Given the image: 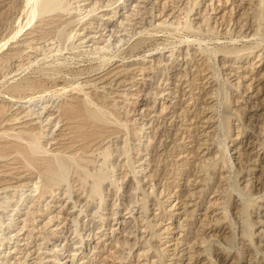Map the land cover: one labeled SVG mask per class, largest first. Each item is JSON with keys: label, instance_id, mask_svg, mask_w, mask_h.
I'll return each mask as SVG.
<instances>
[{"label": "rangeland", "instance_id": "1", "mask_svg": "<svg viewBox=\"0 0 264 264\" xmlns=\"http://www.w3.org/2000/svg\"><path fill=\"white\" fill-rule=\"evenodd\" d=\"M23 1H24V3H22V5H21V2H23ZM70 1H71V3H70ZM70 1H69L70 9L67 11V13H66V11H63V12L61 11L62 12L61 13L62 14V24L56 26L57 29L55 27H53L54 29L52 28L51 32L52 33L55 32V34L54 33L53 34L56 36H54L51 33L47 37L45 36L43 38L41 35H35L34 37L29 38V35L27 34V30L30 27H26V28L22 29L23 31L21 30L22 32L20 31L19 33H17L18 35L16 34L14 36L15 37V39H14V37H11V35L17 29L16 26H18L20 24V22L22 23L25 20L24 19L25 17H22V15L25 16V14H24L25 11L23 8L25 5V0H22V1L21 0H0V44L3 45V47L0 46V55L4 54V52L6 53V51L9 52L10 50L12 51V50L18 49L17 50L19 52L18 54H20V52H21L20 56L16 54L17 56H15V55H13L14 57L10 56L12 58L8 57L7 58L8 60L4 61V63H3L4 65L2 64V66H5V67L1 66L2 68H0V74H1L0 75V103H5L6 105L9 106V111H8L9 114H13L16 111H17L16 114H21V113L23 114L24 112H22V110L27 111V109L29 110L31 107H33V108H31L32 109V113H31L32 116L28 115V116L24 117V120H26L27 122H30L31 124L33 123L32 125L41 124L43 126V128L46 132L44 131L45 134H43L44 136H43V138H41V142H42V145L47 144L46 146L44 145L45 146L44 148H46V150L47 149L53 150L55 147L54 143H55V139L58 136L57 132L59 133V130H60L61 124H62V123H60L61 121L58 118V110H57L58 104H59V102H61V100L67 98L68 95L70 93H72L71 91H72V86H74L73 85L74 83H75V85L80 84L83 87L84 91L90 90L88 93L91 92V93H96V94L100 95L101 93L105 92L104 96L107 97L109 102H112L114 109L116 108L114 110L115 117L117 118V120L119 122H121L122 128H124V127L125 128L124 129L121 128L120 129L121 132L119 131L117 134H115L117 137H115V135L109 136V137H107L108 139H105V141H103L102 144L105 143L104 146L106 145V147L108 148V152L110 151L109 152L110 154L108 155V157L103 158V161L106 163H103V161L101 160L102 159L101 157L103 155L100 154L97 150H96V152H95V150L91 152L93 158H90V159H91V161H93V160L94 161L91 162L92 164H89L90 165V168H88L89 170H91V171L95 170L96 169L95 167L98 168V167H100V165L102 167L104 165L103 168L107 172L112 170L111 173L108 172L107 176L108 175L109 176L107 177V179L103 183V187H102L104 190V191L102 190L103 203L101 204V206L99 205L100 207H98V204H99L98 198L99 197L93 198V197L89 196V194H87V193H89V187H88L89 182L88 181H86V182L83 181V183L79 182L78 180H81V179L75 173V176L77 177V179H76V177H74L73 171L68 172L69 176L67 175L65 178V180L66 179L67 180L66 181L64 180L63 183L61 182L56 187L54 186L53 189L50 191V193L48 192L47 195H44L45 197L38 195L39 194V193L37 194L38 191L34 190V188L31 187V185H33L32 181L34 180V177H35L34 182H36V180H38L36 174H34V176L31 175L33 177H31V176L27 177L26 181L29 182V184H30L29 187L28 186L20 187L19 185H15V184H20V183H18L20 181L17 180L16 178H11V177L9 178V182L11 184L10 186L5 187V188L0 186L1 187L0 188V190H1L0 191V200H1L0 201V216H1L0 217V226H1L0 230H3V231H0V234L2 233V235H0V237L4 236L7 238L6 239L4 237H1V239H0V241H1L0 242L1 243L0 244V253L2 254L4 252L2 255L0 254V264L1 263L2 264H9V263L10 264H18V263H20V264H39V262H40V264H122V263L123 264H136V263L138 264L140 261H141V263H139V264H143L144 262H145V264H153V262H154V264H157V263L161 264V262H162V264H164V263L165 264L166 263L167 264L168 263L169 264H213V263L214 264H218V263L219 264H264V129H263L264 128V87H263L264 85L261 86L262 84L259 82V80L262 79L264 76V73H263L264 72V14H263L264 13V10H263L264 9V0H263V7H262L263 8L262 9V16L263 17H261V20L259 21V23L261 22L260 24L258 22H256L254 19H252L253 18L252 17V11H250L254 7L252 5L256 4V2H255L256 0H212V1L210 0L211 2H209V0H199V1L198 0H190V1L189 0H171V1L170 0H165V1H163V0H123V1L122 0H116V1L111 0V2H109L110 0H106V1H104V0H76V1L70 0ZM84 1H86L85 2L86 4L84 3ZM96 1H98V2H96ZM250 1L251 2L253 1V3H251ZM81 2H82V4H85V5H82ZM254 2H255V4H254ZM164 4L166 5V6H164L165 8L163 7ZM187 4H189V5H187ZM1 5H3V6H1ZM192 5H194V6H192ZM197 5L200 8L199 7L197 8ZM143 6H145V7H143ZM248 6H252V7H248ZM242 7L244 10L242 9ZM191 8H192V10L194 8V10L192 11ZM214 8H217V10L214 11ZM248 8L249 9L251 8V9L249 10ZM171 9H174V10H171ZM186 9H187V11H186ZM228 9H230V10H228ZM72 10H73V12H72ZM92 10H94V11L92 12ZM188 10H189V12H188ZM20 11H21V13L22 12H24V13L20 14ZM83 11H84V13H83ZM88 11L91 13H89ZM248 11H250V12H248ZM77 12H78V14H77ZM87 12L89 15L87 14ZM184 12H186V13L184 14ZM230 13H231V15H230ZM83 14H87L88 16L83 15ZM73 15H74V17H73ZM82 15H83V18H81ZM182 15L184 16V19H183ZM186 15H187V17H186ZM204 15H205V17H203ZM188 16H189V18H188ZM237 16H238V18H237ZM161 18H162V21H161ZM174 18H176V19L178 18V19L176 20ZM202 18H207L208 23L205 24L206 22L203 21L204 19H202ZM262 18H263V20H262ZM73 19H75L74 22L77 25L74 22H72ZM185 19H186V22H185ZM236 19H237V21H236ZM15 20H17V21H15ZM65 20H67L66 25H64ZM18 21H20V22H18ZM176 21L180 22L179 26L177 25L178 23H175ZM14 22H16V23H14ZM68 22H70V23H68ZM171 22H173V23H171ZM187 22L189 24V27L190 26H192V27L187 28L185 26L187 24ZM242 22H244V24ZM89 23H90V27L87 26V25H89ZM168 24H170V25H168ZM239 24H241V25L239 26ZM72 25H73V27H72ZM204 25H206L207 28ZM209 25H210V27H209ZM76 26H77V28H76ZM200 26L202 29L200 28ZM12 27H14L13 32H12V30H13ZM58 27H60V31L65 29L64 32H62V33H64L67 40H66V38L65 39L61 38V40H64V41H61L60 37L57 38V36L59 35V34H57V33H59ZM117 27L119 30L118 29L116 30ZM152 27H154L155 29ZM184 27H185V29H183ZM193 27L196 30L193 29ZM11 28H12V30H10ZM126 28H128V29H126ZM147 28H149V29H147ZM208 28H212V29H208ZM141 29L143 31L145 29V31L143 32ZM9 31H10V33H9ZM252 31H253V33H252ZM77 32H79L80 34ZM193 32H195V33L193 34ZM73 33H76V34L73 35ZM112 33H114V35ZM145 33H146V35H145ZM67 34H68V36H67ZM70 34L72 35V37L69 36ZM86 34H88V35H86ZM137 34H139L138 35L139 37H142V38L145 37L146 39L144 38L145 40H143L142 38H139L137 36ZM250 34H251V36H250ZM75 35H76V38H75ZM50 36H52V37H50ZM121 36H122V38H121ZM107 37H108V40H107ZM54 38H55V40L58 39L60 42L58 40L55 42ZM2 39H4V40L2 41ZM21 39H23V40H21ZM27 39H31V41L33 42V44L31 42L32 46L30 48L26 47V42L29 41ZM49 39H51V40H49ZM98 39L99 40L102 39V40L99 41ZM135 39L138 40L137 43H136ZM140 39H142L144 42ZM46 40H48V41H46ZM53 40H54V42L51 43ZM104 40H106V42ZM44 41L46 42L45 45H44V43H45ZM57 42L59 44H56ZM62 42H64L65 45H63ZM70 42L72 45H75L77 47H73V46L71 47ZM76 42H79V43H76ZM99 42L103 46H105V45H107V46L102 48V46ZM140 42L141 43L143 42V43L140 44ZM93 43H94V45H93ZM46 45H49V46H46ZM56 45H57V47L62 45V47H58V49H57ZM79 45L82 47H80ZM130 45H131V47H130ZM19 46H22V47H19ZM36 46H39V47H36ZM64 46H66V50H64V48H65ZM98 46L99 47L101 46L100 48H102L101 50L104 52L99 50L100 48ZM140 46H142V47H140ZM184 46H185V48H184ZM43 47L44 48L48 47V48H45L47 51L44 50ZM106 47L108 49L109 48L110 49L108 50ZM227 47H229L228 49L230 50V53H228L229 55H227L225 53L226 54V56H225V54H223L224 52L222 53V51H223V49H227ZM260 47H262V48H260ZM36 48H39V49L36 50ZM221 48H222V50H221ZM32 49H34L35 52ZM41 49H42V51H41ZM85 49H87V51ZM235 49H237V51H235ZM24 51H25V53H24ZM38 51L40 53H38ZM84 51H86V52H84ZM198 51L203 52V53H200ZM232 52L234 55L232 54ZM26 53H28V54H26ZM34 53H38V54H36V56H35ZM103 53H105V54H103ZM45 54L48 55L49 57L46 56ZM101 54L103 56H105V57L102 56L104 59L100 58ZM261 54H263V55H261ZM169 56H171V57H169ZM224 56H225V58H224ZM37 57L39 59H36ZM94 57L95 58L97 57V58L95 59ZM107 57H110V59L109 58H108V60L105 59ZM41 58L44 60H41ZM23 59H24V61H23ZM28 59H30L31 62H29ZM101 59L104 60L105 63L104 62L101 63V61H102ZM27 60L29 63L27 62ZM39 60H40V62H38ZM106 61H108V62H106ZM195 61L197 62V64ZM226 61H227V63H226ZM19 62H21L20 65H19ZM42 62L44 63L45 66L43 64H40ZM210 62H212V63H210ZM26 63H28V64H26ZM100 63H101V66H100ZM116 63H118V64H116ZM115 64L119 65L120 67H123L124 69L125 68L128 69L129 72H127L126 75L121 77L120 79H116L115 81H114V79H112V81L110 80L109 83H111L112 85L108 83V80L106 81V84H107L106 85L105 81H101V80L97 81V79H95L99 74L102 75L103 73L107 72L110 69V66H111V68L114 67ZM205 64H206V66H205ZM17 65H18V67H17ZM195 65L199 66L200 71H199L198 79H193V80H195V82L197 80V87L198 88L196 87V90L191 93V94L196 93L194 105L191 106L190 104H188L190 102V100H189L190 93L187 91L188 88H186L187 86L185 87V85H187V83H188L186 81L192 80L190 78H192L191 76H194V75H191V73L195 70V67H196ZM200 65H201V67H200ZM53 66H54L55 70H54ZM142 66H143V68H141ZM42 67H43V69L45 68L44 70H46V69L47 70L44 71L42 69ZM91 67H92V69H91ZM106 67H107V70L105 71ZM145 67H148V68H145ZM51 69H53V71ZM211 69H212V71H211ZM1 70L3 73L1 72ZM89 70L90 71L93 70V71L90 72ZM140 70H141V72H140ZM153 71H154V73H153ZM182 71H184L185 74ZM165 73H167V74H165ZM178 73H179V75H178ZM261 73H262V75H261ZM79 74H81V75L79 76ZM175 75L176 76L178 75V77H176ZM129 76H130V79H127ZM187 77H189V78H187ZM256 77H258V78H256ZM186 78H187V80H186ZM88 79L89 80L91 79L92 82H90V83H92V86L95 85L96 87L95 86L91 87L90 85H88V83H85L87 85L83 86L84 85L83 83L87 82ZM121 79H122V81H121ZM226 80L229 82H227ZM95 81H97V82H95ZM100 81H101V83H100ZM117 81H119V82L116 83ZM216 82H218V83H216ZM228 83H229V86H228ZM235 83H237V84L239 83V84L237 85ZM16 84H20L21 85L20 87H22V89L19 87L18 92L17 91H14V93L9 92V91H11L9 89ZM183 84H185V85H183ZM220 85H222L223 88H221L222 86H220ZM224 85H225V87H224ZM235 85H236V87H235ZM16 86H19V85H16ZM257 88L258 89L260 88V89L258 90ZM58 89H59V91H64L65 89H68V90H65L66 91L65 95H61L59 97L58 96L59 94L56 95L57 93H59ZM176 89H178V91ZM224 89H227V90L225 91ZM95 90H97V91H95ZM217 90H219L220 92ZM56 91H57V93H56ZM207 91L209 92V94ZM15 92H17V93H15ZM146 92H148V93H146ZM153 92H155V93H153ZM176 92H177V94H176ZM42 93L43 94L48 93L52 97V99L49 96L48 98H46L47 99L46 101L40 102V103L36 102L35 100H34V102H33V100L30 101V103L27 101L31 97L36 98L37 95H40ZM158 93H159V95H158ZM225 93H228V94H226L227 96L225 95ZM145 94H146V96H145ZM216 94H217V96H219V98H217ZM223 94L226 97L225 96L223 97L222 96ZM101 95H103V94H101ZM205 95H207V96H205ZM53 96H54V98L57 97V98H55L56 100L53 98ZM26 97H28V98H26ZM58 97L61 99L59 100ZM222 99H223V101H222ZM226 99H227V101H226ZM2 100H3V102H2ZM57 100H59V102ZM110 100H113L114 102L110 101ZM224 100H225V102H224ZM25 101H27V102H25ZM218 101H220V102L222 101V102L219 103ZM44 103L46 104V106L44 105ZM117 103H119V104H117ZM225 103H227L228 105H224ZM206 105L207 106L209 105L208 106L209 108ZM118 106H120V107H118ZM179 106H181V107H179ZM187 106H189V107H187ZM214 106H216L217 109ZM41 107H43V108H41ZM54 107H57V108H54ZM220 107L226 108V110L228 109L229 112L225 111V109L219 110L218 108H220ZM14 108H16V109L18 108V109L15 110ZM127 108H129V109H127ZM47 109H48V111H47ZM11 110H13V111L11 112ZM40 110H41V112L42 111L43 112L41 113ZM123 110H125L127 112H125ZM116 111H117V113H116ZM159 111H161V112H159ZM118 112L120 114L121 113L122 114L120 115ZM33 113H34V115H33ZM54 113H57V114H54ZM196 113L198 115H196ZM223 113H227V114L224 115ZM228 113L229 114L231 113L232 116H231V114L228 116ZM52 114H54V115L51 116ZM239 114H240V116H239ZM35 115L37 116V118L39 116L40 119H37ZM162 115H164V116H162ZM166 115H168V116H166ZM213 115H214V117H213ZM193 116H194V118H193ZM206 116H207V118H206ZM225 116H226V118H225ZM217 117H218V120L216 119ZM222 117L225 119H223ZM227 117H229L228 119H230V120H228ZM54 118H56V120ZM188 118H189V120H188ZM205 118H206V120H205ZM124 119L125 120L127 119V121L125 122ZM226 119L228 120L227 121L228 124H227V122L222 121V120H226ZM35 120L37 123L35 122ZM44 120L45 121L47 120L46 123H48V124H46ZM51 120H52V122L54 121L53 122L54 124L51 122ZM186 120H187V122H186ZM190 120H192L193 122ZM50 122L52 125L50 124ZM224 122L227 125L223 124ZM57 123H59L60 125ZM125 123H128V124H125ZM247 123H249V125H251V126H248L249 128L252 127L251 129H248V127L246 126V125H248ZM188 124L191 125L190 133L188 131H185V125H186V127L190 128V126ZM222 124L224 125L223 127H222ZM19 125H21V124H16V126H19ZM53 125H56L57 127H55ZM126 125H127V127H126ZM225 125L227 126V129H231V130H229L230 132L225 128ZM216 126H218V127H216ZM53 127H54V129H53ZM127 128L128 129L130 128L131 130L133 129L132 130L133 132L129 131ZM176 128H177V130H176ZM49 129L50 130L52 129V132ZM244 129H245V131H244ZM56 130H58V131H56ZM122 130L125 131V132L123 131L125 135H127V134L128 135L125 136L124 134H121V133H123ZM126 130H128V131L126 132ZM212 130H214V131H212ZM216 130L220 133H218ZM225 130L229 132L228 135H227ZM134 131H136V132H134ZM128 132H130V133H128ZM211 132H213V133H211ZM214 132L216 133V135L217 134L218 135L216 136ZM221 132H225L224 133L225 135L222 134ZM50 133H51V135H50ZM198 133L200 134L199 136H198ZM46 134H48V135H46ZM151 134H152V136H151ZM176 134H178L179 136ZM209 134H210V136L212 134H214L212 136V138L214 136H215V138L212 139L209 136ZM118 135L120 136L119 138H118ZM142 135H144V136H142ZM174 135H176V136H174ZM247 135L251 136V138H252L251 140H252L253 144L251 142L247 141V139H246ZM255 135H258V136H255ZM177 136H178V138H177ZM188 136H190L191 139ZM226 136H227V138H226ZM111 137H113V138H111ZM151 137H152V139H151ZM179 138H181V139H179ZM44 139L45 140L52 139V141L50 140V142L52 144L49 141H48V143H46L47 141H45ZM138 139H140V140H138ZM176 140L180 142L182 150L185 148L190 149L191 156L190 155L187 156V163L183 164L184 166L180 165V164L182 163V160H184L183 158L186 156L185 155L186 152L184 154V152L182 151L181 155H179L176 158H173V156L171 155L172 154V148H173L172 146L175 145ZM215 140H218V142ZM125 141L127 143H125ZM212 141H214V142H212ZM200 142L202 145L200 144ZM216 142L218 145L216 144ZM221 143L223 144L222 146H221ZM50 144H51V146H50ZM125 144H127L128 146ZM121 146H122V148H118ZM129 146H130L131 152L128 151L129 149H127V147H129ZM147 146H148V148H147ZM110 148H111V150H110ZM124 149H125V152H124ZM156 149H157V151H156ZM245 149H247L246 153L248 152V154L245 153V155L244 154L241 155V153H244L243 151H245ZM122 151H123V153H122ZM147 151H148V153H147ZM170 152H171V154H170ZM214 153H216V154H214ZM96 154L99 155L100 157L98 156L95 158ZM157 154H158V156L156 157ZM199 154H200V156H199ZM217 154L220 156H218ZM159 155H160L161 159H160ZM214 156H216V157H214ZM90 157H91V155H90ZM128 157H129V159H128ZM218 157H219L218 160L215 159ZM130 158H131V161H130ZM171 159H172V161H171ZM173 159H174V162H173ZM225 159H227V160L225 161ZM177 160H179V161H177ZM202 160H204V161L207 160V161L204 162ZM215 160L217 162H214ZM223 160H224V162H223ZM111 161H112V165H110ZM114 161L116 162L117 166H116ZM129 161H130V163H129ZM163 161H165V162H163ZM95 162H97V163H95ZM99 162H100V164H98ZM169 162H173L175 164L171 165V164H169ZM212 162L215 165L214 164L211 165ZM221 162L223 163L224 167H222L223 165ZM131 163H134V164H131ZM178 163H180V164H178ZM193 163H195V164H193ZM202 163L210 164V165H208L209 167L208 166L204 167V168H206L205 170H207L208 173L205 170H202V172L204 171L203 173L200 172L201 169L199 167L202 165ZM108 164L111 167L107 166ZM127 164H129L131 166H129ZM196 164L198 165L197 167H196ZM228 164H230V165H228ZM113 165H115V166H113ZM175 165L179 166L178 170L179 169L183 170L182 174L180 176H178L179 178L178 177L174 178V179H176V181H178L180 186L175 187L174 185H172L167 190V191H170L172 195H171V198L169 199V201H166L167 202L166 204H171L173 206H171V209H169L170 207L167 205L165 207V210H167L165 212V215L162 217V220H158L157 217H158L161 210H160V208H158L154 204L152 199H159L161 201L164 199V194L166 193V190L164 189V184L167 183V181L169 182V179L166 180L163 175H165V173L167 176L174 175L173 172L175 171ZM140 166H142V167H140ZM170 166L172 167L173 172L171 171ZM211 166L212 167L214 166V167L212 168ZM93 167H94V169H93ZM115 167H116V170H115ZM120 167H122V168H120ZM167 167H168V169H167ZM194 167H196V170ZM225 167H227V168H225ZM128 168H129V170H130V168H132L131 169L132 172L130 171V173H129ZM185 168H186V170H185ZM187 168L189 169V171L187 170ZM209 168H212V169H209ZM228 168H230V169L228 170ZM162 169H163V171H162ZM155 170H157V172ZM178 170H176V171H178ZM152 172H153V174L155 173L154 177H152V175H153ZM184 172H185V174H184ZM195 172H197V174ZM228 172L230 174H228ZM231 172H233V173H231ZM149 173L151 174V176ZM160 173H161V176L163 177V179L160 176ZM234 173L237 176H235ZM125 174H127V175H125ZM208 174H210L209 176H211V177H209L211 181L208 179L209 180L208 181L209 186L208 187L206 185H205V187L203 186L205 193L203 192L204 194L202 193L200 195L201 196L200 199L199 198L195 199L198 202L197 206H196L197 209L195 208V213L193 215L194 218L190 219V221H191L190 224H187L185 222L188 220L184 218V208L182 207L181 199H185L186 201H189L191 203V201H194L193 198L195 196L193 197V195H192L193 198L190 197V195L188 197L186 196L188 199H189V197L191 198L188 200L186 197L184 198V196L182 194L184 193V191H185L184 194H186V193L190 194L192 191H193V193L195 191H197L200 188L199 177L200 178L203 176L208 177V176H205ZM70 175H72V176H70ZM112 175L117 177L118 182L116 181V177H114ZM122 175H125V176L121 177ZM175 175L177 176L178 174H175ZM224 175H226V176H224ZM229 176H231V177H229ZM232 176H234V178L236 179V182H238V183H236L234 181L235 182V184H234L233 181H229V180H231ZM69 177H71V178H69ZM112 177L115 179L114 181H113ZM120 177L123 179L121 180ZM133 178H135V179H133ZM138 178H140V179L145 178V179L139 180ZM194 178L198 181L197 183H196V181H194V182L192 181ZM70 179H72V180L70 181ZM136 179H137V182L135 181ZM227 179H228V181H227ZM138 180H139V183H138ZM232 180H234V179L232 178ZM119 182H121V183H119ZM110 183H111V185H110ZM193 183H195V184H193ZM79 184H80V186H78ZM155 184H156V186H155ZM187 184H189V185H187ZM229 184H231L232 187ZM236 184H238V187ZM70 185L72 188L70 187ZM85 185H86V187H84ZM63 186H64V188H63ZM65 186L67 189H65ZM152 186H154V187H152ZM161 186H163V187H161ZM233 186H235V187H233ZM9 187H11V188H9ZM142 187H143V189H141ZM21 188L24 190L21 191ZM29 188H31V189H29ZM128 188H130V189H128ZM186 188H189V190ZM232 188H233V190H232ZM154 189H156V190L154 191ZM18 190H20V191H18ZM55 190H58L57 193ZM85 190H87L88 192L86 191V193H84ZM143 190H144V192H143ZM149 190H150V193L153 195V197L151 194L149 195V192H148ZM240 190H241V192H240ZM34 192H36V193H34ZM67 192H70V193H67ZM155 192H156V194H155ZM23 193H24V195H23ZM236 193H238V194H236ZM50 194H51V196H50ZM154 194H155V196H154ZM242 194L245 195L246 197L245 196H244V198L240 197V196H242ZM21 195H22V197H21ZM35 195H36V198H35ZM87 195L89 196V198ZM18 196H19V198H18ZM142 196H144L143 199H142ZM11 197H12V199H11ZM49 197H51V198H49ZM3 199H4V201H3ZM40 199H41V201H40ZM88 199H89V201H88ZM241 199H242V202H241ZM7 200H8V202H7ZM143 200H145V201H143ZM227 200H229V201H227ZM250 200H251V203L253 202L252 205L253 204L254 205L253 206L249 205V207L244 206L245 204L247 205V203H249L248 201H250ZM39 201H40V203H39ZM245 201L247 203H244ZM96 202H97V204H96ZM141 202L144 204L141 205ZM128 203H129V205H128ZM190 203H189L190 207L187 206L189 208H191V204L193 202L191 204ZM6 204H8V206H6ZM13 204H15V205H13ZM103 204H104V206H103ZM145 204L147 205L146 208L147 209L149 208L145 212V215L147 214L146 216H144V212L142 210V208ZM221 206L224 207L225 210H226V207L227 208L229 207L228 208L229 210L228 209H227L228 211L226 210L227 216H228L227 218L222 217L223 208L221 209ZM17 207L20 210H18ZM244 208L249 209L248 211L246 209H245L246 211H243V212H247L246 217H245V215H243L245 213L242 212V210H244ZM2 209H3V211H2ZM31 209L33 212L31 211ZM33 209L37 212L39 211L40 214L36 213ZM96 209H98V211ZM168 209L172 210V212H173V215L171 217L169 215ZM43 210H45V212H43ZM28 211H30V212H28ZM79 211H80V213H78ZM241 212H242V214H241ZM34 213H36V214H34ZM96 214H98V215H96ZM29 215H33V219H32V216H29ZM34 216H36V217L34 218ZM152 216H153V218H152ZM26 217H28V218H26ZM139 217H140V219H138ZM142 217L147 218V219H144ZM169 217H170V219H169ZM240 217L244 218V220H241ZM11 218L14 220H12ZM71 218H72V220H70ZM141 218L143 221L141 220ZM154 218L156 221L154 220ZM15 219H16V221H15ZM29 219H30L31 223L29 222ZM34 219H36V220H34ZM73 219H74V221H73ZM6 220L10 223L9 225H7L8 222ZM23 220H24V222H23ZM26 220L28 221L27 222L28 224L26 223ZM47 220H48V222L49 221L50 222L47 223ZM33 221L35 224L33 223ZM158 221L161 225L158 223V225L156 224V226H155L154 222L157 223ZM144 222H146V225L149 222H150V224L153 223L152 226L154 225L155 227L151 226V229H148L150 224L148 225V228H147V226L144 225ZM214 222H216V223H214ZM183 223H185V224L183 225ZM245 223H247V224H245ZM24 224H25V226H24ZM40 224H42V226ZM165 224H166V226L170 225V227H172V226L173 227H172V229H170V233H167L166 235L164 234L165 236L163 235L162 242L167 241V244L164 245V243L161 244L162 242L157 240V236L155 234L158 233L157 231H159V229L162 230V228H164L163 225L165 226ZM244 224L246 225L245 227L243 226ZM204 225H206V226H204ZM247 225H248V227H247ZM19 226L23 227V228H20ZM110 227H112V229ZM143 227H145V228L143 229ZM50 228H51V230H50ZM68 228H69V230H68ZM152 228H153V230H152ZM246 228H248V229H246ZM250 228H251V230H250ZM145 229H146V231H145ZM154 229H156L157 231ZM52 231H54V232H52ZM127 231L128 232L130 231V232L128 233ZM144 231H145V233H144ZM75 232H77V233H75ZM195 232H197V233H195ZM29 233H30V235H29ZM31 233H33V234H31ZM130 233H131V235H127ZM147 233H149V234H147ZM230 233H231V235H230ZM247 233H248V235H247ZM7 234H8V236H7ZM152 234H153V236H152ZM200 234H201V236L203 235L204 238L207 237L209 239L208 240L206 238L208 242H206V239L201 237ZM9 235L11 237H9ZM244 235L246 236V239H245ZM250 235H252V236L250 237ZM195 236H197L196 240L194 239ZM208 236H210V237H208ZM229 236H231L232 238ZM99 238H101V239H99ZM171 238H173V239H171ZM202 238H203V240H205L204 242H206V244L204 243L205 244L204 245L203 243H201L200 246L202 245L203 247H205L206 252H208L209 250H211V251H209V253H206L205 251L203 253V251H202V254L200 253L199 254L200 256H199L198 254L196 255L195 250L199 246V245L197 246V243L201 242L198 239L202 240ZM249 238H251V240ZM138 239H140V240H138ZM181 239H182V242L178 245V247L179 246L180 247L179 248L177 247L178 249L175 250V255H171L172 247H174L177 240L179 241ZM132 240H135V241L133 242ZM147 240H148V242H147ZM203 240H202V242H203ZM131 241H132V243H131ZM190 241H192L193 243L192 242L190 243ZM198 241H200V242H198ZM146 242L148 243L147 246L145 245ZM150 242H151V244H150ZM168 242H169V244H168ZM187 242H189V245ZM78 243H80V244H78ZM184 244H187V245H184ZM254 244L257 247H255ZM36 245L37 246L39 245V246L37 247ZM151 246L152 247L155 246L154 247L155 249H152ZM158 246L160 248L166 247L165 249L167 250V252L164 253V255H161L159 253L160 250H159ZM50 247L52 249H50ZM148 247H149L148 250L150 252L148 250H145ZM217 247H218V249L220 248L224 253L228 252V254H229L227 259L224 261V263L217 258V251L220 250L219 249V250L215 251L217 249ZM224 247H225V249H224ZM191 248H192V250H191ZM201 248L202 247H200V249H198V250L200 251ZM227 248H228V250H227ZM141 249H143V250H141ZM180 250H182L184 253ZM111 251L113 252L112 253L113 255H111L110 256L111 258H109V256L107 257L106 255H109L110 253H108V252H111ZM151 251H153V252H151ZM193 251H194V253H193ZM143 252H145V255L142 254ZM177 253H179V254H177ZM235 253H238L239 255L235 254ZM7 255H9V256H7ZM181 255H183V256H181ZM192 255H193V257H192ZM158 256L159 257L161 256L164 260L159 259ZM207 256H209V257L207 258ZM224 256H225V254L223 255V257ZM38 257H40V258H38ZM154 257H155V259H154ZM215 257H216V260L214 261ZM3 258H5V259H3ZM22 258H24V259H22ZM144 258L147 260L145 261ZM148 259H149V261H148ZM169 259H170L171 263L168 262ZM35 260L38 262H35ZM57 260H59V261H57ZM85 260H88V261H85ZM158 261H160V263Z\"/></svg>", "mask_w": 264, "mask_h": 264}, {"label": "bare ground", "instance_id": "2", "mask_svg": "<svg viewBox=\"0 0 264 264\" xmlns=\"http://www.w3.org/2000/svg\"><path fill=\"white\" fill-rule=\"evenodd\" d=\"M22 1V0H21ZM70 1V0H69ZM69 1L68 0H25V5H24V11H25V13L24 12H22V13H24L25 14V16H23L22 15V17H25L24 19V22H20V21H18V22H20V24L18 25V26H16V30L14 31V27H12L13 28V30H12V28L10 29V30H12V32L14 31V33L11 35V37H14L17 33H19L23 28H26V27H30L28 30H27V34L29 35V38H31V37H34L35 35H41L42 36V38L43 37H47L48 35H50L52 32V28L53 27H55L56 28V26H58V25H60V24H62V12L63 11H66V13H67V11L70 9V3H71V1H70V3H69ZM76 1V0H75ZM104 1H106V0H104ZM116 1V0H115ZM123 1V0H122ZM163 1H165V0H163ZM171 1V0H170ZM190 1V0H189ZM188 1V2H189ZM199 1V0H198ZM212 1V0H211ZM210 0H209V2H211ZM86 1H84V3H85ZM96 2H98V1H96ZM109 2H111V0L109 1ZM114 2V1H113ZM152 2V1H151ZM179 2V1H178ZM186 2V1H185ZM194 2V1H193ZM217 2V1H216ZM224 2V1H223ZM226 2V1H225ZM231 2V1H230ZM251 2V1H250ZM255 2H256V4H255ZM254 2V4L255 5H252V6H254L253 7V9H249L250 11H252V19H254L256 22H258L259 23V21L261 20V17H263L262 16V7H263V0H256ZM3 3V2H2ZM22 3H24V1L23 2H21V5H22ZM79 3V2H78ZM92 3V2H91ZM163 3V2H162ZM161 3V4H162ZM166 3V2H165ZM184 3V2H183ZM213 3V2H212ZM251 3H253V1L251 2ZM81 4H82V2H81ZM86 4V3H85ZM85 4H82V5H85ZM104 4V3H103ZM110 4V3H109ZM116 4V3H115ZM137 4V3H136ZM135 4V5H136ZM176 4V3H175ZM192 4V3H191ZM194 4V3H193ZM196 4V3H195ZM72 5V4H71ZM94 5V4H93ZM107 5V4H106ZM124 5V4H123ZM187 5H189V4H187ZM206 5V4H205ZM212 5V4H211ZM215 5V4H214ZM232 5V4H231ZM251 5V4H250ZM1 6H3V5H1ZM20 6V5H19ZM91 6V5H90ZM89 6V7H90ZM112 6V5H111ZM116 6V5H115ZM120 6V5H119ZM164 6H166L165 4L163 5V7ZM182 6V5H181ZM185 6V5H184ZM192 6H194V5H192ZM191 6V7H192ZM196 6V5H195ZM244 6V5H243ZM252 6H248V7H252ZM72 7V6H71ZM74 7V6H73ZM94 7V6H93ZM109 7V6H108ZM135 7V6H134ZM143 7H145V6H143ZM175 7V6H174ZM199 6L197 5V8H198ZM212 7V6H211ZM20 8V7H19ZM81 8V7H80ZM85 8V7H84ZM161 8V7H160ZM165 8V7H164ZM188 8V7H187ZM196 8V7H195ZM200 8V7H199ZM204 8V7H203ZM224 8V7H223ZM232 8V7H231ZM245 8V7H244ZM86 9V8H85ZM137 9V8H136ZM149 9V8H148ZM162 9V8H161ZM242 9H243V7H242ZM21 10V9H20ZM81 10V9H80ZM83 10V9H82ZM90 10V9H89ZM132 10V9H131ZM142 10V9H141ZM171 10H174V9H171ZM191 10H192V8H191ZM193 10H194V8H193ZM192 10V11H193ZM217 10V8H214V11H216ZM228 10H230V9H228ZM244 10V9H243ZM242 10V11H243ZM264 10V9H263ZM62 11V12H61ZM77 11V10H76ZM87 11V10H86ZM85 11V12H86ZM94 10H92V12H93ZM135 11V10H134ZM160 11V10H159ZM185 11V10H184ZM186 11H187V9H186ZM211 11V10H210ZM225 11V10H224ZM250 11H248V12H250ZM72 12H73V10H72ZM89 12V11H88ZM88 12H87V14H88ZM101 12V11H100ZM117 12V11H116ZM147 12V11H146ZM161 12V11H160ZM159 12V13H160ZM172 12V11H171ZM188 12H189V10H188ZM209 12V11H208ZM19 13V12H18ZM21 13V11H20V14H22ZM65 13V12H64ZM82 13V12H81ZM83 13H84V11H83ZM89 13H91V12H89ZM139 13V12H138ZM142 13V12H141ZM157 13V12H156ZM169 13V12H168ZM186 12H184V14H185ZM202 13V12H201ZM225 13V12H224ZM223 13V14H224ZM229 13V12H228ZM227 13V14H228ZM77 14H78V12H77ZM87 14H83V15H87ZM131 14V13H130ZM164 14V13H163ZM183 14V15H184ZM213 14V13H212ZM264 14V13H263ZM17 15V14H16ZM83 15H82V17L81 18H83ZM89 15V14H88ZM87 15V16H88ZM105 15V14H104ZM116 15V14H115ZM139 15V14H138ZM147 15V14H146ZM153 15V14H152ZM157 15V14H156ZM182 15V16H183ZM203 15V14H202ZM209 15V14H208ZM230 15H231V13H230ZM248 15V14H247ZM67 16V15H66ZM81 16V15H80ZM124 16V15H123ZM126 16V15H125ZM129 16V15H128ZM168 16V15H167ZM199 16V15H198ZM210 16V15H209ZM218 16V15H217ZM240 16V15H239ZM251 16V15H250ZM18 17V16H17ZM72 17V16H71ZM73 17H74V15H73ZM90 17V16H89ZM102 17V16H101ZM133 17V16H132ZM186 17H187V15H186ZM203 17H205V15L203 16ZM16 18V17H15ZM20 18V17H19ZM77 18V17H76ZM80 18V19H81ZM95 18V17H94ZM114 18V17H113ZM124 18V17H123ZM143 18V17H142ZM188 18H189V16H188ZM187 18V19H188ZM210 18V17H209ZM213 18V17H212ZM224 18V17H223ZM237 18H238V16H237ZM247 18V17H246ZM18 19V18H17ZM78 19V18H77ZM166 19V18H165ZM174 19H176V18H174ZM178 19V18H177ZM176 19V20H177ZM182 19V18H181ZM183 19H184V16H183ZM192 19V18H191ZM202 19H204L203 21H205L206 23L205 24H207L208 23V21H207V18H202ZM230 19V18H229ZM71 20V19H70ZM74 20L75 19H73V21L72 22H74ZM82 20V19H81ZM94 20V19H93ZM144 20V19H143ZM149 20V19H148ZM164 20V19H163ZM247 20V19H246ZM262 20H263V18H262ZM15 21H17V20H15ZM151 21V20H150ZM161 21H162V18H161ZM183 21V20H182ZM191 21V20H190ZM194 21V20H193ZM202 21V22H203ZM236 21H237V19H236ZM66 22H67V20H65V24L64 25H66ZM71 22V23H72ZM82 22V21H81ZM93 22V21H92ZM128 22V21H127ZM156 22V21H155ZM160 22V21H159ZM170 22V21H169ZM184 22V21H183ZM182 22V23H183ZM185 22H186V19H185ZM192 22V21H191ZM199 22V21H198ZM197 22V23H198ZM201 22V23H202ZM230 22V21H229ZM255 22V23H256ZM14 23H16V22H14ZM68 23H70V22H68ZM67 23V24H68ZM75 23V22H74ZM73 23V24H74ZM87 23V22H86ZM95 23V22H94ZM168 23V22H167ZM171 23H173V22H171ZM170 23V24H171ZM175 23H178L177 25L179 26L180 24V22L178 21H176ZM193 23V22H192ZM213 23V22H212ZM238 23V22H237ZM243 24H244V22H242ZM261 23V22H260ZM259 23V24H260ZM76 24V23H75ZM88 24V23H87ZM86 24V25H87ZM151 24V23H150ZM159 24V23H158ZM163 24V23H162ZM170 24H168V25H170ZM199 24V23H198ZM225 24V23H224ZM28 25V26H27ZM69 25V24H68ZM77 25V24H76ZM164 25V24H163ZM162 25V26H163ZM167 25V24H166ZM165 25V26H166ZM184 25V24H183ZM192 25V24H191ZM200 25V24H199ZM241 24H239V26H240ZM255 25V24H254ZM70 26V25H69ZM75 26V25H74ZM87 26H89L90 27V23H89V25H87ZM187 28L189 27V24H188V22H187V24L185 25ZM196 26V25H195ZM194 26V27H195ZM205 27H206V25H204ZM228 26V25H227ZM257 26V25H256ZM261 26V25H260ZM61 27V26H60ZM60 27H58L59 28V33H57V34H59L58 36H57V38H59L60 37V40H61V38L62 39H65L66 38V36L64 35V33H62V32H64V30H62V31H60ZM64 27V26H63ZM71 27V26H70ZM72 27H73V25H72ZM99 27V26H98ZM135 27V26H134ZM143 27V26H142ZM177 27V26H176ZM190 27H192V26H190ZM189 27V28H190ZM193 27V29H195ZM203 27V26H202ZM209 27H210V25H209ZM215 27V26H214ZM242 27V26H241ZM240 27V28H241ZM245 27V26H244ZM259 27V26H258ZM65 28V27H64ZM69 28V27H68ZM76 28H77V26H76ZM131 28V27H130ZM146 28V27H145ZM152 28H154V27H152ZM160 28V27H159ZM163 28V27H162ZM171 28V27H170ZM169 28V29H170ZM173 28V27H172ZM182 28V27H181ZM186 28V29H187ZM200 28H201V26H200ZM207 28V27H206ZM251 28V27H250ZM255 28V27H254ZM54 29V28H53ZM57 29V28H56ZM63 29V28H62ZM67 29V28H66ZM70 29V28H69ZM107 29V28H106ZM105 29V30H106ZM118 29V27L116 28V30ZM122 29V28H121ZM124 29V28H123ZM126 29H128V28H126ZM147 29H149V28H147ZM155 29V28H154ZM183 29H185V27L183 28ZM202 29V28H201ZM200 29V30H201ZM208 29H212V28H208ZM220 29V28H219ZM80 30V29H79ZM82 30V29H81ZM111 30V29H110ZM119 30V29H118ZM142 30V29H141ZM159 30V29H158ZM190 30V29H189ZM196 30V29H195ZM194 30V31H195ZM199 30V29H198ZM207 30V29H206ZM227 30V29H226ZM240 30V29H239ZM251 30V29H250ZM23 31V30H22ZM21 31V32H22ZM25 31V30H24ZM57 31V30H56ZM67 31V30H66ZM71 31V30H70ZM69 31V32H70ZM143 31V30H142ZM144 31H145V29H144ZM143 31V32H144ZM148 31V30H147ZM193 31V30H192ZM191 31V32H192ZM205 31V30H204ZM231 31V30H230ZM26 32V31H25ZM131 32V31H130ZM139 32V31H138ZM149 32V31H148ZM209 32V31H208ZM228 32V31H227ZM255 32V31H254ZM9 33H10V31H9ZM54 34H55V32H53ZM52 33V34H53ZM71 33V32H70ZM77 33H79V32H77ZM100 33V32H99ZM147 33V32H146ZM146 33H145V35H146ZM195 32H193V34H194ZM202 33V32H201ZM211 33V32H210ZM252 33H253V31H252ZM24 34V33H23ZM53 34V35H54ZM69 34V33H68ZM68 34H67V36H68ZM72 34V33H71ZM69 35V36H71L72 37V35ZM74 34H76V33H73V35ZM80 34V33H79ZM78 34V35H79ZM102 34V33H101ZM110 34V33H109ZM108 34V35H109ZM113 35H114V33H112ZM118 34V33H117ZM116 34V35H117ZM150 34V33H149ZM225 34V33H224ZM235 34V33H234ZM18 35V34H17ZM26 35V34H25ZM27 35V36H28ZM86 35H88V34H86ZM92 35V34H91ZM125 35V34H124ZM135 35V34H134ZM139 34H137V36H138ZM227 35V34H226ZM8 36V35H7ZM10 36V35H9ZM54 36H56V35H54ZM118 36V35H117ZM116 36V37H117ZM127 36V35H126ZM148 36V35H147ZM146 36V37H147ZM231 36V35H230ZM250 36H251V34H250ZM17 37V36H16ZM25 37V36H24ZM50 37H52V36H50ZM74 37V36H73ZM87 37V36H86ZM109 37V36H108ZM108 37H107V40H108ZM113 37V36H112ZM136 37V36H135ZM139 37V36H138ZM18 38V37H17ZM21 38V37H20ZM27 38V37H26ZM56 38V37H55ZM55 38H54V40H55ZM75 38H76V35H75ZM81 38V37H80ZM120 38V37H119ZM121 38H122V36H121ZM137 38V37H136ZM139 38H142V37H139ZM145 38V37H144ZM144 38H142L143 40H145ZM12 39V38H11ZM14 39H15V37H14ZM24 39V38H23ZM23 39H21V40H23ZM69 39V38H68ZM71 39V38H70ZM83 39V38H82ZM142 39H140V40H142ZM4 39H2V41H3ZM6 40V39H5ZM13 40V39H12ZM27 40H29L28 42H26V47H28V48H30L31 46H32V44H33V42L31 41V39H27ZM33 40V39H32ZM35 40V39H34ZM49 40H51V39H49ZM54 40L51 42V43H53L54 42ZM58 40V39H57ZM57 40H55V42L57 41ZM66 40H67V38H66ZM65 40V41H66ZM99 40V39H98ZM100 40H102V39H100ZM99 40V41H100ZM136 40V39H135ZM142 40V41H143ZM15 41V40H14ZM36 41V40H35ZM46 41H48V40H46ZM59 41V40H58ZM61 41H64V40H61ZM71 41V40H70ZM75 41V40H74ZM84 41V40H83ZM105 42H106V40H104ZM113 41V40H112ZM118 41V40H117ZM116 41V42H117ZM137 41L138 40H136V43H137ZM6 42V41H5ZM22 42V41H21ZM31 42H32V44H31ZM45 42V41H44ZM60 42V41H59ZM67 42V41H66ZM72 42V41H71ZM71 42H70V46L72 47H77V46H75V45H72L71 44ZM108 42V41H107ZM115 42V43H116ZM144 42V41H143ZM142 42V43H143ZM24 43V42H23ZM22 43V44H23ZM63 43V45H65L64 44V42H62ZM76 43H79V42H76ZM100 43V42H99ZM114 43V42H113ZM118 43V42H117ZM139 43V42H138ZM141 42H140V44H142ZM12 44V43H11ZM36 44V43H35ZM42 44V43H41ZM46 44V42L44 43V45ZM55 44V43H54ZM56 44H59L58 42L56 43ZM68 44V43H67ZM101 44V43H100ZM120 44V43H119ZM132 44V43H131ZM187 44V43H186ZM258 44V43H257ZM51 45V44H50ZM93 45H94V43H93ZM110 45V44H109ZM114 45V44H113ZM112 45V46H113ZM134 45V44H133ZM254 45V44H253ZM0 46H2L3 47V45H1L0 44ZM42 46V45H41ZM46 46H49V45H46ZM80 46V45H79ZM96 46V45H95ZM101 46H102V48L103 47H105V46H107V45H105V46H103L102 44H101ZM100 46V47H101ZM128 46V45H127ZM135 46V45H134ZM137 46V45H136ZM261 46V45H260ZM19 47H22V46H19ZM25 47V48H26ZM34 47V46H33ZM36 47H39V46H36ZM53 47V46H52ZM56 47H57V45H56ZM58 47H62V45L61 46H58ZM58 47H57V49H58ZM65 48H64V50H66V46H64ZM68 47V46H67ZM80 47H82V46H80ZM94 47V46H93ZM99 47V46H98ZM99 47V48H100ZM117 47V46H116ZM130 47H131V45H130ZM140 47H142V46H140ZM24 48V47H23ZM44 48V47H43ZM45 48H48V47H45ZM44 48V50H46ZM54 48V47H53ZM102 48H100L99 50H101ZM107 48V47H106ZM112 48V47H111ZM184 48H185V46H184ZM187 48V47H186ZM229 47H227V49H223V51H222V53L223 54H227V55H229L228 53H230V50L228 49ZM248 48V47H247ZM260 48H262V47H260ZM39 48H36V50H38ZM60 49V48H59ZM94 49V48H93ZM97 49V48H96ZM108 49V48H107ZM110 49V48H109ZM108 49V50H109ZM131 49V48H130ZM134 49V48H133ZM132 49V50H133ZM136 49V48H135ZM199 49V48H198ZM234 49V48H233ZM18 50V49H17ZM17 50H10L9 52H7L6 51V53L4 52V54H1L0 55V68H2V67H5V66H2V64L4 63V61L5 60H8L7 58L9 57V58H12V57H10V56H13V55H15V56H17V55H19L20 56V54H21V52H20V54H18L19 52L17 51ZM31 50V49H30ZM32 50H34V49H32ZM49 50V49H48ZM51 50V49H50ZM84 50V49H83ZM86 51H87V49H85ZM89 50V49H88ZM91 50V49H90ZM95 50V49H94ZM93 50V51H94ZM98 50V51H99ZM202 50V49H201ZM221 50H222V48H221ZM240 50V49H239ZM21 51V50H20ZM41 51H42V49H41ZM47 51V50H46ZM86 51H84V52H86ZM92 51V52H93ZM102 51V50H101ZM107 51V50H106ZM123 51V50H122ZM187 51V50H186ZM235 51H237V49H235ZM234 51V52H235ZM251 51V50H250ZM33 52V51H32ZM34 52H35V50H34ZM50 52V51H49ZM91 52V51H90ZM97 52V51H96ZM95 52V53H96ZM102 52H104V51H102ZM113 52V51H112ZM198 52H200V51H198ZM24 53H25V51H24ZM38 53H40L39 51H38ZM38 53H34L35 54V56H36V54H38ZM44 53V52H43ZM48 53V52H47ZM106 53V52H105ZM105 53H103V54H105ZM108 53V52H107ZM119 53V52H118ZM200 53H203V52H200ZM217 53V52H216ZM243 53V52H242ZM251 53V52H250ZM263 53V52H262ZM17 54V55H16ZM26 54H28V53H26ZM42 54V53H41ZM90 54V53H89ZM92 54V53H91ZM188 54V53H187ZM197 54V53H196ZM226 54H225V56H226ZM232 54H233V52H232ZM237 54V53H236ZM235 54V55H236ZM32 55V54H31ZM30 55V56H31ZM46 55V54H45ZM115 55V54H114ZM113 55V56H114ZM117 55V54H116ZM120 55V54H119ZM234 55V54H233ZM248 55V54H247ZM261 55H263V54H261ZM34 56V57H35ZM46 56H48V55H46ZM101 57L100 58H102V59H104L103 57H105V56H103L102 54L100 55ZM103 56V57H102ZM112 56V55H111ZM195 56V55H194ZM199 56V55H198ZM213 56V55H212ZM225 56H224V58H225ZM238 56V55H237ZM14 57V56H13ZM23 57V56H22ZM26 57V56H25ZM28 57V56H27ZM49 57V56H48ZM169 57H171V56H169ZM231 57V56H230ZM236 57V56H235ZM262 57V56H261ZM19 58V57H18ZM17 58V59H18ZM45 58V57H44ZM95 58V57H94ZM97 58V57H96ZM95 58V59H96ZM108 58L110 59V57H107V58H105V59H107L108 60ZM202 58V57H201ZM232 58V57H231ZM259 58V57H258ZM16 59V58H15ZM35 59V58H34ZM33 59V60H34ZM36 59H39L38 57L36 58ZM101 59V60H102ZM125 59V58H124ZM155 59V58H154ZM196 59V58H195ZM209 59V58H208ZM234 59V58H233ZM29 60V62H31L30 61V59H28ZM28 60H27V62H28ZM41 60H44V59H42L41 58ZM100 60V59H99ZM156 60V59H155ZM202 60V59H201ZM23 61H24V59H23ZM168 61V60H167ZM208 61V60H207ZM9 62V61H8ZM26 62V61H25ZM28 62V63H29ZM34 62V61H33ZM32 62V63H33ZM36 62V61H35ZM38 62H40V60L38 61ZM44 62V61H43ZM40 63V64H43L44 65V63ZM100 62V61H99ZM102 62H104V60H102L101 61V63ZM106 62H108V61H106ZM111 62V61H110ZM159 62V61H158ZM196 62V61H195ZM202 62V61H201ZM241 62V61H240ZM20 63L21 62H19V65H20ZM28 63H26V64H28ZM101 63H100V66H101ZM105 63V62H104ZM103 63V64H104ZM190 63V62H189ZM199 63V62H198ZM205 63V62H204ZM210 63H212V62H210ZM226 63H227V61H226ZM225 63V64H226ZM38 64V63H37ZM116 64H118V63H116ZM115 64V66L114 67H112L111 68V66H110V69L107 71V72H105V73H103L102 75H98L95 79H97V81L98 80H101V81H105V84H106V81L108 80V83H109V81L111 80L112 81V79H114V81L116 80V79H120L121 77H123V76H125L126 75V73L127 72H129V70L128 69H124L123 67H120L119 65H116ZM123 64V63H122ZM121 64V65H122ZM196 64H197V62H196ZM202 64V63H201ZM208 64V63H207ZM231 64V63H230ZM4 65V64H3ZM6 65V64H5ZM42 65V66H43ZM98 65V64H97ZM124 65V64H123ZM122 65V66H123ZM131 65V64H130ZM170 65V64H169ZM168 65V66H169ZM203 65V64H202ZM2 66V67H1ZM38 66V65H37ZM45 66V65H44ZM43 66V67H44ZM104 66V65H103ZM106 66V65H105ZM113 66V65H112ZM140 66V65H139ZM163 66V65H162ZM182 66V65H181ZM185 66V65H184ZM196 66V65H195ZM205 66H206V64H205ZM208 66V65H207ZM214 66V65H213ZM223 66V65H222ZM17 67H18V65H17ZM43 67H42V69H43ZM56 67V66H55ZM97 67V66H96ZM130 67V66H129ZM128 67V68H129ZM200 67H201V65H200ZM211 67V66H210ZM39 68V67H38ZM48 68V67H47ZM53 68H54V66H53ZM99 68V67H98ZM102 68V67H101ZM141 68H143V66L141 67ZM145 68H148V67H145ZM150 68V67H149ZM212 68V67H211ZM215 68V67H214ZM250 68V67H249ZM248 68V69H249ZM45 69V68H44ZM43 69V70H44ZM91 69H92V67H91ZM97 69V68H96ZM134 69V68H133ZM184 69V68H183ZM190 69V68H189ZM254 69V68H253ZM47 70V69H46ZM46 70H44V71H46ZM52 71H53V69H51ZM54 70H55V68H54ZM107 70V67H106V69H105V71ZM139 70V69H138ZM151 70V69H150ZM154 70V69H153ZM207 70V69H206ZM90 71V70H89ZM88 71V72H89ZM91 71H93V70H91ZM90 71V72H91ZM102 71V70H101ZM134 71V70H133ZM132 71V72H133ZM137 71V70H136ZM146 71V70H145ZM152 71V70H151ZM167 71V70H166ZM175 71V70H174ZM185 71V70H184ZM184 71H182V72H184ZM199 71H200V69H199V66H196L195 67V70L191 73V75H194V76H191L192 78H190V79H192V80H190V81H186V82H188L187 83V85H185V84H183V85H185V87L186 88H188V92L190 93V97H189V100H190V102L188 103V104H190L191 106H193L194 105V101H195V94L196 93H194V94H191L193 91H195L196 90V87H197V80H196V82H195V80H193V79H198V76H199ZM211 71H212V69H211ZM210 71V72H211ZM214 71V70H213ZM1 72H2V70H1ZM87 72V71H86ZM140 72H141V70H140ZM204 72V71H203ZM3 73V72H2ZM101 73V72H100ZM131 73V72H130ZM153 73H154V71H153ZM169 73V72H168ZM174 73V72H173ZM187 73V72H186ZM231 73V72H230ZM264 73V72H263ZM94 74V73H93ZM134 74V73H133ZM165 74H167V73H165ZM184 74H185V72H184ZM216 74V73H215ZM214 74V75H215ZM225 74V73H224ZM1 75V74H0ZM81 74H79V76H80ZM132 75V74H131ZM178 75H179V73H178ZM178 75L176 76V77H178ZM187 75V74H186ZM260 75V74H259ZM261 75H262V73H261ZM260 75V76H261ZM90 76V75H89ZM128 76V75H127ZM135 76V75H134ZM133 76V77H134ZM166 76V75H165ZM185 76V75H184ZM212 76V75H211ZM235 76V75H234ZM139 77V76H138ZM150 77V76H149ZM161 77V76H160ZM213 77V76H212ZM225 77V76H224ZM223 77V78H224ZM85 78V77H84ZM135 78V77H134ZM133 78V79H134ZM185 78V77H184ZM187 78H189V77H187ZM187 78H186V80H187ZM256 78H258V77H256ZM87 79V78H86ZM127 79H130V76L127 78ZM126 79V80H127ZM148 79V78H147ZM222 79V78H221ZM237 79V78H236ZM158 80V79H157ZM177 80V79H176ZM200 80V79H199ZM218 80V79H217ZM216 80V81H217ZM85 81V80H84ZM97 81H95V82H97ZM101 81H100V83H101ZM121 81H122V79H121ZM129 81V80H128ZM151 81V80H150ZM175 81V80H174ZM180 81V80H179ZM213 81V80H212ZM227 81V80H226ZM238 81V80H237ZM90 82H92V80L90 79H88L87 80V82H84L83 84V86H85V85H87V84H85V83H88V85H90L91 87H93V86H95V85H93L92 86V83H90ZM119 81H117L116 83H118ZM185 82V81H184ZM183 82V83H184ZM185 82V83H186ZM227 82H229V81H227ZM232 82V81H231ZM259 82L262 84L261 86H263L264 85V76H263V78L262 79H260L259 80ZM124 83V82H123ZM148 83V82H147ZM150 83V82H149ZM168 83V82H167ZM201 83V82H200ZM212 83V82H211ZM216 83H218V82H216ZM77 84V83H76ZM79 84V83H78ZM82 84V83H81ZM109 84H111V83H109ZM144 84V83H143ZM163 84V83H162ZM177 84V83H176ZM221 84V83H220ZM235 84H237V83H235ZM239 84V83H238ZM237 84V85H238ZM16 85H19V86H16ZM16 85H14V86H12L9 90H11V91H9V92H13L14 93V91H17L18 92V90H19V87L21 86L20 84H16ZM72 85V84H71ZM74 86H72V93H70L69 95H68V97L67 98H65V99H63V100H61V102H59V100L61 99V98H59L61 95H65L66 93V91L65 90H68V89H65L64 91H59V89H58V91H59V93H57V91H56V95H58L59 97V100H57L58 102H59V104H58V118H59V120L61 121H59L60 123H62L61 124V128H60V130H59V133L57 132V134H58V136H57V138L55 139V147H54V149L53 150H50V149H47L46 150V148H44L45 146L44 145H42V142H41V138H43V134H45L44 133V128H43V126L41 125V124H39V125H32L30 122H27L26 120H24V117H26V116H30L31 115V113H32V109L31 108H33V107H31L29 110L27 109V111H24V110H22V112H24L23 114L21 113V114H16V112L15 113H13V114H9L8 113V111H9V106L8 105H6L5 103H0V186L1 187H8V186H10L11 184H10V182H9V178L11 177V178H16L17 180H19L20 182H18V183H20V184H15V185H19L20 187H22V186H28L29 187V182L28 181H26V179H27V177H29V176H31V175H33L34 176V174H36L37 175V178H38V180H36V182H34V180H35V177H34V180L32 181V183H33V185H31V187L32 188H34V190H36V191H38L37 192V194L38 195H40V196H43V197H45L44 195H47L48 194V192L50 193V191L53 189V187L55 186H58L61 182L63 183V181L65 180V178H66V176L68 175L69 176V173L68 172H71V171H73L74 173V177H76L75 176V173L79 176V178L82 180H78L79 182H81V183H83V181L84 182H86V181H88L89 182V185H88V187H89V193H87V194H89V196H91V197H99L98 199H99V204H98V207H100L101 206V204L103 203V197H102V190H103V183L105 182V180L107 179V177L109 176H107V174H108V172H110L111 173V171L112 170H110V171H105V169L103 168L104 167V165H103V167L100 165V167H95L96 169L95 170H89L88 168H90V165L89 164H92L91 162H93V161H91V159L90 158H93L92 157V151H94L95 150V152H96V150L100 153V154H102L101 156V160L103 161V158H107L108 157V155L110 154L109 152H108V148L106 147V145L104 146V144H102L103 143V141H105V139H108L107 137H109V136H113V135H115V134H117L119 131H120V129L122 128V124H121V122H119L118 120H117V118L115 117V114H114V110L116 109H114V107H113V104H112V102H109L108 101V99H107V97H105L104 96V93H101V94H103V95H98V94H96V93H88L89 91H84L83 90V87L79 84V85H75V83L73 84ZM107 85V84H106ZM112 85V84H111ZM167 85V84H166ZM182 85V84H181ZM202 85V84H201ZM98 86V85H97ZM102 86V85H101ZM100 86V87H101ZM168 86V85H167ZM212 86V85H211ZM220 86H222V85H220ZM227 86V85H226ZM228 86H229V83H228ZM10 87V86H9ZM8 87V88H9ZM96 87V86H95ZM94 87V88H95ZM105 87V86H104ZM108 87V86H107ZM115 87V86H114ZM139 87V86H138ZM151 87V86H150ZM161 87V86H160ZM173 87V86H172ZM182 87V86H181ZM216 87V86H215ZM214 87V88H215ZM224 87H225V85H224ZM235 87H236V85H235ZM240 87V86H239ZM238 87V88H239ZM258 87V86H257ZM264 87V86H263ZM21 89H22V87H20ZM93 88V89H94ZM102 88V87H101ZM128 88V87H127ZM198 88V87H197ZM221 88H223V86L221 87ZM230 88V87H229ZM233 88V87H232ZM237 88V89H238ZM20 89V90H21ZM45 89V88H44ZM85 89V88H84ZM97 89V88H96ZM104 89V88H103ZM118 89V88H117ZM258 89V88H257ZM260 89V88H259ZM258 89V90H259ZM57 90V89H56ZM87 90V89H86ZM101 90V89H100ZM106 90V89H105ZM109 90V89H108ZM174 90V89H173ZM177 91H178V89H176ZM175 90V91H176ZM225 91L227 90V89H224ZM43 91V90H42ZM54 91V90H53ZM95 91H97V90H95ZM144 91V90H143ZM213 91V90H212ZM217 91H219V90H217ZM17 92H15V93H17ZM107 92V91H106ZM110 92V91H109ZM115 92V91H114ZM125 92V91H124ZM149 92V91H148ZM148 92H146V93H148ZM204 92V91H203ZM208 92V91H207ZM220 92V91H219ZM37 93V92H36ZM39 93V92H38ZM111 93V92H110ZM120 93V92H119ZM123 93V92H122ZM121 93V94H122ZM141 93V92H140ZM151 93V92H150ZM153 93H155V92H153ZM186 93V92H185ZM218 93V92H217ZM224 93V92H223ZM258 93V92H257ZM263 93V92H262ZM52 94V93H51ZM55 94V93H54ZM108 94V93H107ZM112 94V93H111ZM136 94V93H135ZM167 94V93H166ZM175 94V93H174ZM176 94H177V92H176ZM188 94V93H187ZM206 94V93H205ZM208 94H209V92H208ZM226 94H228V93H225V95ZM14 95V94H13ZM53 95V94H52ZM55 95V96H56ZM118 95V94H117ZM125 95V94H124ZM153 95V94H152ZM158 95H159V93H158ZM182 95V94H181ZM186 95V94H185ZM204 95V94H203ZM211 95V94H210ZM220 95V94H219ZM224 94L222 95L223 97L225 96ZM20 96V95H19ZM23 96V95H22ZM50 95L47 93V94H40V95H37V97L36 98H30V99H26L29 103H30V101H32L33 100V102H34V100L36 101V102H44V101H46L47 99L46 98H48ZM107 96V95H106ZM115 96V95H114ZM122 96V95H121ZM145 96H146V94H145ZM174 96V95H173ZM198 96V95H197ZM205 96H207V95H205ZM204 96V97H205ZM215 96V95H214ZM216 96H217V94H216ZM227 96V95H226ZM225 96V97H226ZM10 97V96H9ZM21 97V96H20ZM51 97V96H50ZM117 97V96H116ZM128 97V96H127ZM5 98V97H4ZM22 98V97H21ZM26 98H28V97H26ZM53 98H54V96H53ZM55 98H57V97H55ZM54 98V99H55ZM111 98V97H110ZM115 98V97H114ZM147 98V97H146ZM151 98V97H150ZM184 98V97H183ZM198 98V97H197ZM217 98H219V96H217ZM242 98V97H241ZM9 99V98H8ZM13 99V98H12ZM23 99V98H22ZM51 99H52V97H51ZM214 99V98H213ZM225 99V98H224ZM20 100V99H19ZM18 100V101H19ZM56 100V99H55ZM114 100V99H113ZM113 100H110V101H113ZM204 100V99H203ZM221 100V99H220ZM230 100V99H229ZM228 100V101H229ZM246 100V99H245ZM8 101V100H7ZM6 101V102H7ZM17 101V102H18ZM27 101H25V102H27ZM153 101V100H152ZM222 101H223V99H222ZM221 101V102H222ZM226 101H227V99H226ZM2 102H3V100H2ZM9 102V101H8ZM23 102V101H22ZM51 102V101H50ZM114 102V101H113ZM116 102V101H115ZM203 102V101H202ZM219 103H221L220 101H218ZM224 102H225V100H224ZM232 102V101H231ZM54 103V102H53ZM56 103V102H55ZM174 103V102H173ZM207 103V102H206ZM214 103V102H213ZM229 103V102H228ZM15 104V103H14ZM23 104V103H22ZM28 104V103H27ZM35 104V103H34ZM57 104V103H56ZM117 104H119V103H117ZM128 104V103H127ZM160 104V103H159ZM168 104V103H167ZM231 104V103H230ZM12 105V104H11ZM10 105V106H11ZM25 105V104H24ZM44 105L46 106V104L44 103ZM48 105V104H47ZM50 105V104H49ZM174 105V104H173ZM179 105V104H178ZM224 105H228L227 103H225ZM13 106V105H12ZM154 106V105H153ZM197 106V105H196ZM207 106V105H206ZM209 106V105H208ZM207 106V107H208ZM217 106V105H216ZM216 106H214L215 108H216ZM223 106V105H222ZM14 107V106H13ZM29 107V106H28ZM27 107V108H28ZM37 107V106H36ZM39 107V106H38ZM50 107V106H49ZM118 107H120V106H118ZM147 107V106H146ZM164 107V106H163ZM179 107H181V106H179ZM185 107V106H184ZM187 107H189V106H187ZM224 107V106H223ZM230 107V106H229ZM24 108V107H23ZM35 108V107H34ZM41 108H43V107H41ZM40 108V109H41ZM48 108V107H47ZM54 108H57V107H54ZM53 108V109H54ZM148 108V107H147ZM162 108V107H161ZM209 108V107H208ZM207 108V109H208ZM236 108V107H235ZM234 108V109H235ZM15 110H17L16 108H14ZM25 109V108H24ZM45 109V108H44ZM118 109V108H117ZM127 109H129V108H127ZM217 109V108H216ZM219 110L220 109H225V111H228V109L226 110V108H218ZM14 110V111H15ZM153 110V109H152ZM164 110V109H163ZM184 110V109H183ZM191 110V109H190ZM231 110V109H230ZM13 110H11V112H12ZM35 111V110H34ZM37 111V110H36ZM47 111H48V109H47ZM118 111V110H117ZM117 111H116V113H117ZM123 111H125V110H123ZM144 111V110H143ZM177 111V110H176ZM188 111V110H187ZM186 111V112H187ZM217 111V110H216ZM21 112V111H20ZM40 112H41V110H40ZM39 112V113H40ZM43 112V111H42ZM41 112V113H42ZM55 112V111H54ZM125 112H127V111H125ZM133 112V111H132ZM159 112H161V111H159ZM181 112V111H180ZM179 112V113H180ZM215 112V111H214ZM213 112V113H214ZM229 112V111H228ZM233 112V111H232ZM231 112V113H232ZM49 113V112H48ZM119 113V112H118ZM141 113V112H140ZM144 113V112H143ZM163 113V112H162ZM185 113V112H184ZM230 113V114H231ZM237 113V112H236ZM37 114V113H36ZM54 114H57V113H54ZM54 114H52L51 116H53ZM120 114V113H119ZM122 114V113H121ZM120 114V115H121ZM142 114V113H141ZM151 114V113H150ZM154 114V113H153ZM174 114V113H173ZM178 114V113H177ZM224 115L225 114H227V113H223ZM229 113H228V116L230 115ZM33 115H34V113H33ZM42 115V114H41ZM117 115V114H116ZM143 115V114H142ZM185 115V114H184ZM196 115H198L197 113H196ZM209 115V114H208ZM217 115V114H216ZM238 115V114H237ZM32 116V115H31ZM36 116V115H35ZM48 116V115H47ZM118 116V115H117ZM148 116V115H147ZM146 116V117H147ZM157 116V115H156ZM155 116V117H156ZM162 116H164V115H162ZM166 116H168V115H166ZM165 116V117H166ZM231 116H232V114H231ZM239 116H240V114H239ZM238 116V117H239ZM50 117V116H49ZM123 117V116H122ZM121 117V118H122ZM185 117V116H184ZM197 117V116H196ZM213 117H214V115H213ZM23 118V119H22ZM36 118H37V116H36ZM42 118V117H41ZM47 118V117H46ZM57 118V119H58ZM173 118V117H172ZM183 118V117H182ZM190 118V117H189ZM189 118H188V120H189ZM193 118H194V116H193ZM192 118V119H193ZM206 118H207V116H206ZM206 118H205V120H206ZM223 118V117H222ZM221 118V119H222ZM225 118H226V116H225ZM225 118H223V119H225ZM229 117H227V119H228ZM22 119V120H21ZM27 119V118H26ZM37 119H40V117L38 116V118ZM55 120H56V118H54ZM130 119V118H129ZM128 119V120H129ZM133 119V118H132ZM131 119V120H132ZM154 119V118H153ZM178 119V118H177ZM184 119V118H183ZM182 119V120H183ZM217 120H218V117L216 118ZM220 119V118H219ZM222 120V121H225V122H227L228 120H230V119H228V120ZM34 120V119H33ZM42 120V119H41ZM125 120V119H124ZM139 120V119H138ZM162 120V119H161ZM196 120V119H195ZM211 120V119H210ZM238 120V119H237ZM241 120V119H240ZM243 120V119H242ZM250 120V119H249ZM30 121V120H29ZM45 121V120H44ZM50 121V120H49ZM127 121V119L125 120V122ZM140 121V120H139ZM175 121V120H174ZM190 121H192V120H190ZM203 121V120H202ZM216 121V120H215ZM33 122V121H32ZM35 122H36V120H35ZM39 122V121H38ZM47 122V120L45 121V123ZM51 122H52V120H51ZM51 122H50V124H51ZM54 122V121H53ZM52 122V123H53ZM58 122V121H57ZM124 122V121H123ZM136 122V121H135ZM159 122V121H158ZM183 122V121H182ZM186 122H187V120H186ZM193 122V121H192ZM223 123V124H226V123ZM230 122V121H229ZM242 122V121H241ZM37 123V122H36ZM56 123V122H55ZM145 123V122H144ZM178 123V122H177ZM197 123V122H196ZM218 123V122H217ZM216 123V124H217ZM222 123V122H221ZM16 124H21V125H19V126H16ZM46 124H48V123H46ZM54 124V123H53ZM57 124H59V123H57ZM56 124V125H57ZM124 124V123H123ZM125 124H128V123H125ZM151 124V123H150ZM200 124V123H199ZM220 124V123H219ZM222 124V127L224 126ZM227 124H228V122H227ZM226 124V125H227ZM248 125H246L247 127L248 126H251V125H249V123H247ZM52 125V124H51ZM56 125H53V126H55V127H57ZM60 125V124H59ZM143 125V124H142ZM165 125V124H164ZM189 125V124H188ZM225 125V128L227 129V126ZM243 125V124H242ZM45 126V125H44ZM144 126V125H143ZM159 126V125H158ZM179 126V125H178ZM190 126V128L189 127H186V125H185V131H188L189 133H190V129H191V125H189ZM199 126V125H198ZM208 126V125H207ZM219 126V125H218ZM218 126H216V127H218ZM232 126V125H231ZM245 126V127H246ZM126 127H127V125H126ZM131 127V126H130ZM135 127V126H134ZM133 127V128H134ZM140 127V126H139ZM138 127V128H139ZM183 127V126H182ZM202 127V126H201ZM230 127V126H229ZM244 127V126H243ZM125 128V127H124ZM124 128H122V129H124ZM143 128V127H142ZM141 128V129H142ZM181 128V127H180ZM193 128V127H192ZM197 128V127H196ZM204 128V127H203ZM213 128V127H212ZM220 128V127H219ZM224 128V129H225ZM252 127H248V129H251ZM53 129H54V127H53ZM59 129V128H58ZM128 129V128H127ZM175 129V128H174ZM201 129V128H200ZM217 129V128H216ZM239 129V128H238ZM264 129V128H263ZM50 130V129H49ZM129 131H132L130 128L128 129ZM128 130H126V132L128 131ZM136 130V129H135ZM138 130V129H137ZM156 130V129H155ZM176 130H177V128H176ZM184 130V129H183ZM182 130V131H183ZM228 131L229 130H231V129H227ZM240 130V129H239ZM238 130V131H239ZM243 130V129H242ZM51 132H52V129L50 130ZM56 131H58V130H56ZM124 130H122V132H123ZM212 131H214V130H212ZM217 131V130H216ZM222 131V130H221ZM224 131V130H223ZM226 131V130H225ZM228 131H226V133H227V135H228V133L230 132H228ZM244 131H245V129H244ZM251 131V130H250ZM46 132V131H45ZM121 132V131H120ZM125 132V131H124ZM124 132L123 133H121V134H124ZM133 132V131H132ZM134 132H136V131H134ZM162 132V131H161ZM175 132V131H174ZM177 132V131H176ZM193 132V131H192ZM207 132V131H206ZM218 132V131H217ZM253 132V131H252ZM54 133V132H53ZM128 133H130V132H128ZM139 133V132H138ZM163 133V132H162ZM178 133V132H177ZM184 133V132H183ZM211 133H213V132H211ZM215 133V132H214ZM218 133H220V132H218ZM222 134H224L225 132H221ZM237 133V132H236ZM243 133V132H242ZM263 133V132H262ZM56 134V135H57ZM135 134V133H134ZM133 134V135H134ZM143 134V133H142ZM240 134V133H239ZM244 134V133H243ZM46 135H48V134H46ZM50 135H51V133H50ZM120 135V134H119ZM118 135V138L120 137ZM125 135V134H124ZM128 135V134H127ZM127 135H125V136H127ZM131 135V134H130ZM139 135V134H138ZM173 135V134H172ZM176 135H178V134H176ZM176 135H174V136H176ZM192 135V134H191ZM200 134L198 133V136H199ZM214 134H212L211 136H210V134H209V136L212 138V136H213ZM215 135H216V133H215ZM218 135V134H217ZM216 135V136H217ZM225 135V134H224ZM53 136V135H52ZM122 136V135H121ZM132 136V135H131ZM142 136H144V135H142ZM141 136V137H142ZM151 136H152V134H151ZM154 136V135H153ZM173 136V137H174ZM179 136V135H178ZM178 136H177V138H178ZM183 136V135H182ZM208 136V135H207ZM223 136V135H222ZM255 136H258V135H255ZM50 137V136H49ZM115 137H117L116 135H115ZM123 137V136H122ZM140 137V136H139ZM188 137H190V136H188ZM196 137V136H195ZM225 137V136H224ZM55 138V137H54ZM111 138H113V137H111ZM131 138V137H130ZM137 138V137H136ZM149 138V137H148ZM163 138V137H162ZM183 138V137H182ZM210 138V139H211ZM213 138H215V136L213 137ZM212 138V139H213ZM226 138H227V136H226ZM125 139V138H124ZM151 139H152V137H151ZM175 139V138H174ZM179 139H181V138H179ZM190 139H191V137H190ZM246 139H247V141L248 142H251L252 143V138H251V136H249V135H247L246 136ZM245 139V140H246ZM256 139V138H255ZM45 140V139H44ZM50 140L52 141V139H49V140H45V141H47L46 143H48V141L50 142ZM127 140V139H126ZM135 140V139H134ZM138 140H140V139H138ZM160 140V139H159ZM170 140V139H169ZM200 140V139H199ZM203 140V139H202ZM259 140V139H258ZM107 141V140H106ZM115 141V140H114ZM128 141V140H127ZM181 141V140H180ZM201 141V140H200ZM209 141V140H208ZM207 141V142H208ZM215 141H217L218 142V140H215ZM113 142V141H112ZM158 142V141H157ZM174 142V141H173ZM204 142V141H203ZM206 142V143H207ZM212 142H214V141H212ZM217 142H216V144H217ZM223 142V141H222ZM243 142V141H242ZM51 143V142H50ZM109 143V142H108ZM125 143H127L126 141H125ZM151 143V142H150ZM149 143V144H150ZM205 143V142H204ZM224 143V142H223ZM52 144V143H51ZM51 144H50V146H51ZM114 144V143H113ZM132 144V143H131ZM138 144V143H137ZM159 144V143H158ZM200 144H201V142H200ZM220 144V143H219ZM250 144V143H249ZM253 144V143H252ZM49 145V144H48ZM121 145V144H120ZM125 145H127V144H125ZM197 145V144H196ZM202 145V144H201ZM210 145V144H209ZM208 145V146H209ZM212 145V144H211ZM218 145V144H217ZM223 144L221 143V146H222ZM260 145V144H259ZM114 146V145H113ZM128 146V145H127ZM162 146V145H161ZM188 146V145H187ZM194 146V145H193ZM205 146V145H204ZM226 146V145H225ZM247 146V145H246ZM48 147V146H47ZM173 148H172V154H171V152H170V154L173 156V158H176V157H178L179 155H181V152L183 151L184 152V154H185V152H186V156L183 158L184 160H182V163L180 164V163H178V164H180V165H183V164H186L187 163V156L188 155H190L191 156V153H190V149L189 148H185V149H181L182 147H181V144H180V142L179 141H177L176 140V143H175V145L174 146H172ZM207 147V146H206ZM217 147V146H216ZM117 148V147H116ZM118 148H122V146L121 147H118ZM132 148V147H131ZM147 148H148V146H147ZM158 148V147H157ZM169 148V147H168ZM218 148V147H217ZM221 148V147H220ZM113 149V148H112ZM126 149V148H125ZM125 149H124V152H125ZM127 149H129L128 151H130L131 152V150H130V146L129 147H127ZM134 149V148H133ZM165 149V148H164ZM219 149V148H218ZM110 150H111V148H110ZM117 150V149H116ZM167 150V149H166ZM193 150V149H192ZM203 150V149H202ZM209 150V149H208ZM221 150V149H220ZM226 150V149H225ZM246 150L247 149H245V151H243L244 153H241V155L242 154H244L245 155V153H246ZM156 151H157V149H156ZM161 151V150H160ZM195 151V150H194ZM216 151V150H215ZM97 152V153H98ZM118 152V151H117ZM127 152V151H126ZM138 152V151H137ZM223 152V151H222ZM225 152V151H224ZM91 153V154H90ZM114 153V152H113ZM120 153V152H119ZM122 153H123V151H122ZM128 153V152H127ZM147 153H148V151H147ZM155 153V152H154ZM190 153V154H189ZM196 153V152H195ZM217 153V152H216ZM216 153H214V154H216ZM130 154V153H129ZM152 154V153H151ZM224 154V153H223ZM240 154V153H239ZM246 154H248V152L246 153ZM90 155H91V157H90ZM123 155V154H122ZM148 155V154H147ZM211 155V154H210ZM218 155V154H217ZM227 155V154H226ZM99 155H97L96 154V156H95V158L96 157H98ZM158 156V154L156 155V157ZM199 156H200V154H199ZM218 156H220V155H218ZM239 156V155H238ZM100 157V156H99ZM144 157V156H143ZM159 157H160V155H159ZM158 157V158H159ZM170 157V156H169ZM210 157V156H209ZM214 157H216V156H214ZM226 157V156H225ZM110 158V157H109ZM123 158V157H122ZM137 158V157H136ZM165 158V157H164ZM189 158V157H188ZM199 158V157H198ZM202 158V157H201ZM211 158V157H210ZM213 158V157H212ZM128 159H129V157H128ZM157 159V158H156ZM160 159H161V157H160ZM191 159V158H190ZM196 159V158H195ZM194 159V160H195ZM204 159V158H203ZM215 159H219V157L218 158H215ZM221 159V158H220ZM250 159V158H249ZM100 160V159H99ZM106 160V159H105ZM126 160V159H125ZM165 160V159H164ZM189 160V159H188ZM214 160V159H213ZM227 159H225V161H226ZM97 161V160H96ZM130 161H131V158H130ZM130 161H129V163H130ZM137 161V160H136ZM169 161V160H168ZM171 161H172V159H171ZM177 161H179V160H177ZM181 161V160H180ZM202 161H204V160H202ZM201 161V162H202ZM207 161V160H206ZM206 161H204V162H206ZM221 161V160H220ZM229 161V160H228ZM248 161V160H247ZM109 162V161H108ZM115 162V161H114ZM124 162V161H123ZM158 162V161H157ZM160 162V161H159ZM163 162H165V161H163ZM173 162H174V159H173ZM173 162H169V164H171V165H173V164H175V163H173ZM197 162V161H196ZM200 162V163H201ZM211 162V161H210ZM214 162H217L216 160L214 161ZM223 162H224V160H223ZM231 162V161H230ZM95 163H97V162H95ZM103 163H106V162H104L103 161ZM144 163V162H143ZM208 163V162H207ZM205 164V163H202V165L199 167L201 170H200V172H202V170H205L206 168H204L205 166H208V165H210V164ZM222 163V162H221ZM227 163V162H226ZM98 164H100V162L98 163ZM102 164V163H101ZM115 164H116V162H115ZM124 164V163H123ZM131 164H134V163H131ZM140 164V163H139ZM192 164V163H191ZM193 164H195V163H193ZM214 163L212 162L211 163V165H213ZM225 164V163H224ZM110 165H112V161H111V164ZM125 165V164H124ZM127 165H129V164H127ZM126 165V166H127ZM165 165V164H164ZM215 165V164H214ZM222 165H223V163H222ZM228 165H230V164H228ZM89 166V167H88ZM98 166V165H97ZM107 166H109V164L107 165ZM113 166H115V165H113ZM116 166H117V164H116ZM123 166V165H122ZM129 166H131V165H129ZM158 166V165H157ZM167 166V165H166ZM184 166V165H183ZM192 166V165H191ZM198 165L196 164V167H197ZM106 167V166H105ZM109 167H111V166H109ZM137 167V166H136ZM140 167H142V166H140ZM156 167V166H155ZM178 167L179 166H177V165H175V171L173 172L172 171V167L170 166V168H171V171L174 173V175H172V176H167L166 175V173H165V175H163L164 176V178L166 179V180H168L169 179V182L167 181V183H163L164 184V189L166 190V193L164 194V199L161 201V200H159V199H152L153 200V202H154V204L158 207V208H160V213H159V215H158V220H162V217L165 215V212L167 211V210H165V207L168 205L170 208L169 209H171V206H173V205H171V204H166L167 202L166 201H169V199L171 198V192L170 191H167L172 185H174L175 187H178V186H180L179 185V183H178V181H176V179H174L175 177L177 178L178 176H180L181 174H182V172H183V170H181V169H179L178 170ZM196 167H194L195 168V170H196ZM209 167V166H208ZM212 167V166H211ZM214 167V166H213ZM212 167V168H213ZM222 167H224V165L222 166ZM92 168V167H91ZM108 168V167H107ZM120 168H122V167H120ZM119 168V169H120ZM148 168V167H147ZM169 168V169H170ZM212 168H209V169H212ZM225 168H227V167H225ZM93 169H94V167H93ZM113 169V168H112ZM125 169V168H124ZM131 169L132 168H130V170H129V168H128V170H129V173H130V171H131ZM135 169V168H134ZM158 169V168H157ZM167 169H168V167H167ZM184 169V168H183ZM191 169V168H190ZM230 168H228V170H229ZM236 169V168H235ZM107 170V169H106ZM115 170H116V167H115ZM176 170H178V171H176ZM185 170H186V168H185ZM187 170L189 171V169L187 168ZM198 170V169H197ZM136 171V170H135ZM156 172H157V170H155ZM162 171H163V169H162ZM170 171V170H169ZM187 171V172H188ZM194 171V170H193ZM205 171H207V170H205ZM231 171V170H230ZM235 171V170H234ZM239 171V170H238ZM123 172V171H122ZM132 172V171H131ZM151 172V171H150ZM199 172V173H200ZM204 172V171H203ZM202 172V173H203ZM215 172V171H214ZM139 173V172H138ZM162 173V172H161ZM161 173H160V176H161ZM170 173V172H169ZM196 174H197V172H195ZM207 173H208V171H207ZM231 173H233V172H231ZM236 173V172H235ZM234 173V174H235ZM72 174V175H73ZM113 174V173H112ZM123 174V173H122ZM150 174V173H149ZM152 174H153V172H152ZM155 174V173H154ZM154 174L152 175V177H154ZM171 174V173H170ZM175 174H178L177 176L175 175ZM184 174H185V172H184ZM195 174V175H196ZM206 174V173H205ZM211 174V173H210ZM210 174H208V175H205V176H208V177H199V182H200V188L197 190V191H195L194 193H193V191L190 193V194H184L185 193V191H184V193L182 194L183 196H184V198L187 196H189L190 195V197H192V195H193V200L194 201H191V203L189 202V201H186L185 199H181V204H182V207L184 208V218L185 219H187L188 221H186L185 223H187V224H190V219H193L194 217H193V215H194V213H195V208H196V206H197V200H195V199H200V195L204 192V187H205V185L208 187L209 186V184H208V181L210 180V178L209 177H211V176H209ZM222 174V173H221ZM228 174H230L229 172H228ZM238 174V173H237ZM72 175H70V176H72ZM116 175V174H115ZM125 175H127V174H125ZM125 175H122L121 177H123V176H125ZM157 175V174H156ZM199 175V174H198ZM204 175V174H203ZM33 176H31V177H33ZM112 176H114V175H112ZM150 176H151V174H150ZM159 176V177H160ZM202 176V175H201ZM220 176V175H219ZM224 176H226V175H224ZM235 176H237L236 174H235ZM114 177H116V176H114ZM120 177V179L122 180L123 178H121ZM162 177V176H161ZM192 177V176H191ZM197 177V176H196ZM221 177V176H220ZM223 177V176H222ZM229 177H231V176H229ZM36 178V179H37ZM69 178H71V177H69ZM73 178V177H72ZM113 178V177H112ZM141 178V177H140ZM140 178H138L139 180H144L145 178H143V179H140ZM179 178V177H178ZM207 178V179H206ZM224 178V177H223ZM232 178L234 179V180H232ZM232 178H231V180H229V181H233V183L235 184V182H236V179L234 178V176H232ZM15 179V180H16ZM30 179V178H29ZM76 179H77V177H76ZM133 179H135V178H133ZM154 179V178H153ZM162 179H163V177H162ZM209 179V180H208ZM220 179V178H219ZM12 180V179H11ZM16 180V181H17ZM67 180V179H66ZM65 180V181H66ZM72 179H70V181H71ZM109 180V179H108ZM111 180V179H110ZM115 179L113 178V181H114ZM118 179H117V177H116V181H117ZM139 180H138V183H139ZM149 180V179H148ZM22 181V182H21ZM115 181V182H116ZM120 181V180H119ZM136 182H137V179L135 180ZM188 181V180H187ZM193 182L194 181H196V183L198 182L195 178L192 180ZM211 181V180H210ZM227 181H228V179H227ZM235 181V182H234ZM15 182V181H14ZM31 182V181H30ZM108 182V181H107ZM111 182V181H110ZM118 182V181H117ZM123 182V181H122ZM142 182V181H141ZM155 182V181H154ZM180 182V181H179ZM119 183H121V182H119ZM124 183V182H123ZM150 183V182H149ZM148 183V184H149ZM153 183V182H152ZM192 183V182H191ZM210 183V182H209ZM228 183V182H227ZM236 183H238V182H236ZM70 184V183H69ZM87 184V183H86ZM181 184V183H180ZM193 184H195V183H193ZM247 184V183H246ZM63 185V184H62ZM65 185V184H64ZM75 185V184H74ZM83 185V184H82ZM110 185H111V183H110ZM114 185V184H113ZM137 185V184H136ZM187 185H189V184H187ZM199 185V184H198ZM230 186H231V184H229ZM237 185V187H238V184H236ZM61 186V185H60ZM78 186H80V184L78 185ZM115 186V185H114ZM118 186V185H117ZM146 186V185H145ZM155 186H156V184H155ZM204 186V187H203ZM0 187V188H1ZM27 187V188H28ZM68 187V186H67ZM70 187H71V185H70ZM83 187V186H82ZM81 187V188H82ZM84 187H86V185L84 186ZM152 187H154V186H152ZM161 187H163V186H161ZM192 187V186H191ZM203 187V188H202ZM219 187V186H218ZM232 187V186H231ZM233 187H235V186H233ZM240 187V186H239ZM9 188H11V187H9ZM59 188V187H58ZM62 188V187H61ZM63 188H64V186H63ZM69 188V187H68ZM72 188V187H71ZM70 188V189H71ZM80 188V187H79ZM119 188V187H118ZM117 188V189H118ZM133 188V187H132ZM136 188V187H135ZM151 188V187H150ZM198 188V187H197ZM3 189V188H2ZM8 189V188H7ZM14 189V188H13ZM29 189H31V188H29ZM65 189H67L66 188V186H65ZM69 189V190H70ZM128 189H130V188H128ZM141 189H143V187L141 188ZM153 189V188H152ZM176 189V188H175ZM186 189H188L189 190V188H186ZM230 189V188H229ZM24 189H22L21 188V191H23ZM68 190V191H69ZM80 190V189H79ZM151 190V189H150ZM150 190L148 191L149 192V195L151 194L150 193ZM156 189H154V191H155ZM187 190V191H188ZM232 190H233V188H232ZM1 191V190H0ZM4 191V190H3ZM10 191V190H9ZM14 191V190H13ZM17 191V190H16ZM18 191H20V190H18ZM31 191V190H30ZM33 191V190H32ZM56 191V193H57V191L58 190H55ZM86 191L87 190H85V192L84 193H86ZM104 191V190H103ZM118 191V190H117ZM138 191V190H137ZM142 191V190H141ZM153 191V190H152ZM151 191V192H152ZM5 192V191H4ZM53 192V191H52ZM71 192V191H70ZM70 192H67V193H70ZM82 192V191H81ZM88 192V191H87ZM143 192H144V190H143ZM147 192V191H146ZM145 192V193H146ZM160 192V191H159ZM224 192V191H223ZM240 192H241V190H240ZM32 193V192H31ZM34 193H36V192H34ZM104 193V192H103ZM134 193V192H133ZM205 193V192H204ZM203 193V194H204ZM3 194V193H2ZM7 194V193H6ZM36 194V195H37ZM52 194V193H51ZM51 194H50V196H51ZM55 194V193H54ZM82 194V193H81ZM105 194V193H104ZM116 194V193H115ZM129 194V193H128ZM132 194V193H131ZM155 194H156V192H155ZM155 194H154V196H155ZM195 194V195H194ZM236 194H238V193H236ZM5 195V194H4ZM23 195H24V193H23ZM34 195V194H33ZM36 195H35V198H36ZM134 195V194H133ZM132 195V196H133ZM152 195V194H151ZM159 195V194H158ZM10 196V195H9ZM30 196V195H29ZM88 196V195H87ZM89 196H88V198H89ZM126 196V195H125ZM140 196V195H139ZM148 196V195H147ZM230 196V195H229ZM244 196L245 195H243L242 194V196H240V197H243L244 198ZM2 197V196H1ZM17 197V196H16ZM21 197H22V195H21ZM24 197V196H23ZM28 197V196H27ZM42 197V198H43ZM53 197V196H52ZM70 197V196H69ZM130 197V196H129ZM143 197L144 196H142V199H143ZM152 197H153V195H152ZM157 197V196H156ZM179 197V196H178ZM177 197V198H178ZM186 197V198H187ZM189 197V199H191ZM231 197V196H230ZM246 197V196H245ZM18 198H19V196H18ZM31 198V197H30ZM38 198V197H37ZM41 198V199H42ZM48 198V197H47ZM46 198V199H47ZM49 198H51V197H49ZM242 198V199H243ZM10 199V198H9ZM11 199H12V197H11ZM41 199H40V201H41ZM44 199V198H43ZM42 199V200H43ZM53 199V198H52ZM70 199V198H69ZM86 199V198H85ZM97 199V198H96ZM127 199V198H126ZM131 199V198H130ZM138 199V198H137ZM140 199V198H139ZM188 199V198H187ZM188 199V200H189ZM242 199H241V202H242ZM251 199V198H250ZM28 200V199H27ZM36 200V199H35ZM49 200V199H48ZM93 200V199H92ZM111 200V199H110ZM116 200V199H115ZM133 200V199H132ZM1 201V200H0ZM3 201H4V199H3ZM26 201V200H25ZM33 201V200H32ZM38 201V200H37ZM40 201H39V203H40ZM88 201H89V199H88ZM129 201V200H128ZM140 201V200H139ZM143 201H145V200H143ZM227 201H229V200H227ZM244 201V200H243ZM7 202H8V200H7ZM127 202V201H126ZM137 202V201H136ZM240 202V201H239ZM249 203H247L246 201L244 202V203H247V205L245 204H243L244 206H247V207H249V205H251V206H253L252 205V203H251V200L250 201H248ZM2 203V202H1ZM50 203V202H49ZM74 203V202H73ZM92 203V202H91ZM124 203V202H123ZM189 203L191 204V208H189L190 206H189ZM210 203V202H209ZM3 204V203H2ZM9 204V203H8ZM8 204H6V206H8ZM11 204V203H10ZM18 204V203H17ZM42 204V203H41ZM95 204V203H94ZM96 204H97V202H96ZM126 204V203H125ZM142 204H144V203H142L141 202V205ZM225 204V203H224ZM228 204V203H227ZM13 205H15V204H13ZM30 205V204H29ZM100 205V206H99ZM128 205H129V203H128ZM242 205V206H243ZM10 206V205H9ZM35 206V205H34ZM46 206V205H45ZM44 206V207H45ZM103 206H104V204H103ZM146 204L143 206V208H142V210H143V212H144V216H146L145 215V212L149 209H147L146 208ZM187 206H189V207H187ZM3 207V206H2ZM13 207V206H12ZM43 207V208H44ZM49 207V206H48ZM175 207V206H174ZM33 208V207H32ZM36 208V207H35ZM42 208V207H41ZM46 208V207H45ZM44 208V209H45ZM102 208V207H101ZM134 208V207H133ZM132 208V209H133ZM223 208V214H222V217H224V218H227L228 216H227V212H226V210L229 208H227L226 207V210H225V208L224 207H222L221 206V209ZM239 208V207H238ZM254 208V207H253ZM8 209V208H7ZM17 209H18V207H17ZM95 209V208H94ZM127 209V208H126ZM168 209V210H169ZM197 209V208H196ZM242 209V208H241ZM248 211L249 209H247V208H244V210H242V212L243 211H246V210ZM252 209V208H251ZM11 210V209H10ZM18 210H20V209H18ZM34 210V209H33ZM37 210V209H36ZM46 210V209H45ZM45 210H43V212H45ZM97 211H98V209H96ZM101 210V209H100ZM112 210V209H111ZM165 210V211H164ZM229 210V209H228ZM227 210V211H228ZM2 211H3V209H2ZM31 211H32V209H31ZM35 211V210H34ZM41 211V210H40ZM56 211V210H55ZM58 211V210H57ZM197 211V210H196ZM241 211V210H240ZM14 212V211H13ZM17 212V211H16ZM19 212V211H18ZM28 212H30V211H28ZM33 212V211H32ZM36 213H39V211L37 212V211H35ZM175 212V211H174ZM177 212V211H176ZM242 212H241V214H242ZM12 213V212H11ZM36 213H34V214H36ZM78 213H80V211L78 212ZM96 213V212H95ZM243 213H245V214H243V215H245V217H246V214H247V212H243ZM16 214V213H15ZM29 214V213H28ZM40 214V213H39ZM89 214V213H88ZM143 214V213H142ZM158 214V213H157ZM240 214V213H239ZM249 214V213H248ZM13 215V214H12ZM27 215V214H26ZM25 215V216H26ZM96 215H98V214H96ZM169 215H170V217L173 215V212H172V210H169ZM29 216H32V219H33V215H29ZM40 216V215H39ZM78 216V215H77ZM76 216V217H77ZM110 216V215H109ZM154 216V215H153ZM153 216H152V218H153ZM233 216V215H232ZM1 217V216H0ZM12 217V216H11ZM36 216H34V218H35ZM64 217V216H63ZM93 217V216H92ZM156 217V216H155ZM170 217H169V219H170ZM234 217V216H233ZM248 217V216H247ZM26 218H28V217H26ZM31 218V217H30ZM142 218H144V217H142ZM142 218H141V220H142ZM223 218V219H224ZM12 219V218H11ZM31 219V220H32ZM54 219V218H53ZM61 219V218H60ZM59 219V220H60ZM93 219V218H92ZM100 219V218H99ZM102 219V218H101ZM138 219H140V217L138 218ZM144 219H147V218H144ZM240 219L241 220H244V218H242V217H240ZM9 220V219H8ZM12 220H14V219H12ZM34 220H36V219H34ZM52 220V219H51ZM63 220V219H62ZM70 220H72V218L70 219ZM125 220V219H124ZM154 220H155V218H154ZM7 221V220H6ZM15 221H16V219H15ZM14 221V222H15ZM46 221V220H45ZM73 221H74V219H73ZM91 221V220H90ZM113 221V220H112ZM143 221V220H142ZM148 221V220H147ZM152 221V220H151ZM156 221V220H155ZM217 221V220H216ZM4 222V221H3ZM2 222V223H3ZM8 222V221H7ZM23 222H24V220H23ZM28 221L26 220V223H27ZM29 222H30V219H29ZM50 222V221H49ZM48 222V220H47V223H49ZM120 222V221H119ZM20 223V222H19ZM31 223V222H30ZM33 223H34V221H33ZM43 223V222H42ZM68 223V222H67ZM140 223V222H139ZM155 223V226H156V224L158 225V223H159V221L156 223V222H154ZM185 223H183V225L185 224ZM201 223V222H200ZM214 223H216V222H214ZM242 223V222H241ZM4 224V223H3ZM10 223L8 222V224L7 225H9ZM14 224V223H13ZM28 224V223H27ZM35 224V223H34ZM54 224V223H53ZM141 224V223H140ZM150 224V222L146 225V222H144V225H146L147 226V228H148V225ZM153 224V223H152ZM152 224H150L149 225V228L148 229H151V226H152ZM160 224V223H159ZM181 224V223H180ZM179 224V225H180ZM192 224V223H191ZM208 224V223H207ZM232 224V223H231ZM240 224V223H239ZM245 224H247V223H245ZM243 225L244 227L246 226V225ZM251 224V223H250ZM23 225V224H22ZM31 225V224H30ZM41 226H42V224H40ZM44 225V224H43ZM58 225V224H57ZM82 225V224H81ZM84 225V224H83ZM110 225V224H109ZM136 225V224H135ZM161 225V224H160ZM233 225V224H232ZM236 225V224H235ZM242 225V224H241ZM24 226H25V224H24ZM29 226V225H28ZM35 226V225H34ZM73 226V225H72ZM75 226V225H74ZM154 226V225H153ZM152 226V227H153ZM154 226V227H155ZM204 226H206V225H204ZM240 226V225H239ZM1 227V226H0ZM10 227V226H9ZM20 227V226H19ZM33 227V226H32ZM38 227V226H37ZM82 227V226H81ZM107 227V226H106ZM114 227V226H113ZM134 227V226H133ZM142 227V226H141ZM163 227L164 228H162V230H160L159 229V231H157L156 229H154V230H156L158 233H154L156 236H157V240L158 241H160V242H162V239H163V235L165 234H167V233H170V229H172V227H170V225H167L166 226V224H165V226L163 225ZM189 227V226H188ZM212 227V226H211ZM247 227H248V225H247ZM7 228V227H6ZM20 228H23V227H20ZM35 228V227H34ZM61 228V227H60ZM111 229H112V227H110ZM145 227H143V229H144ZM175 228V227H174ZM185 228V227H184ZM183 228V229H184ZM202 228V227H201ZM243 228V227H242ZM30 229V228H29ZM41 229V228H40ZM53 229V228H52ZM77 229V228H76ZM135 229V228H134ZM147 229V230H148ZM246 229H248V228H246ZM34 230V229H33ZM45 230V229H44ZM50 230H51V228H50ZM49 230V231H50ZM68 230H69V228H68ZM125 230V229H124ZM140 230V229H139ZM142 230V229H141ZM152 230H153V228H152ZM202 230V229H201ZM222 230V229H221ZM236 230V229H235ZM250 230H251V228H250ZM0 231H3V230H0ZM5 231V230H4ZM20 231V230H19ZM64 231V230H63ZM145 231H146V229H145ZM145 231H144V233H145ZM194 231V230H193ZM197 231V230H196ZM242 231V230H241ZM247 231V230H246ZM262 231V230H261ZM31 232V231H30ZM52 232H54V231H52ZM74 232V231H73ZM72 232V233H73ZM80 232V231H79ZM128 232V231H127ZM130 232V231H129ZM128 232V233H129ZM133 232V231H132ZM184 232V231H183ZM202 232V231H201ZM231 232V231H230ZM252 232V231H251ZM28 233V232H27ZM75 233H77V232H75ZM134 233V232H133ZM195 233H197V232H195ZM15 234V233H14ZM31 234H33V233H31ZM147 234H149V233H147ZM187 234V233H186ZM240 234V233H239ZM242 234V233H241ZM246 234V233H245ZM0 235H2V233L0 234ZM4 235V234H3ZM22 235V234H21ZM29 235H30V233H29ZM49 235V234H48ZM80 235V234H79ZM78 235V236H79ZM86 235V234H85ZM94 235V234H93ZM127 235H131V233L130 234H127ZM146 235V234H145ZM164 235V236H165ZM197 235V234H196ZM230 235H231V233H230ZM243 235V234H242ZM247 235H248V233H247ZM7 236H8V234H7ZM19 236V235H18ZM81 236V235H80ZM95 236V235H94ZM135 236V235H134ZM152 236H153V234H152ZM187 236V235H186ZM200 236H201V234H200ZM199 236V237H200ZM245 236V235H244ZM252 235H250V237H251ZM261 236V235H260ZM1 237H4V236H1ZM1 237H0V239H1ZM9 237H11L10 235H9ZM116 237V236H115ZM139 237V236H138ZM155 237V236H154ZM153 237V238H154ZM193 237V236H192ZM201 237H203L204 238V236L202 235ZM200 237V238H201ZM206 237V236H205ZM208 237H210V236H208ZM229 237H231V236H229ZM248 237V236H247ZM4 238H6V237H4ZM28 238V237H27ZM32 238V237H31ZM149 238V237H148ZM203 238H202V240H203ZM207 238V237H206ZM206 238H204V239H206ZM232 238V237H231ZM236 238V237H235ZM7 239V238H6ZM26 239V238H25ZM99 239H101V238H99ZM143 239V238H142ZM141 239V240H142ZM146 239V238H145ZM144 239V240H145ZM152 239V238H151ZM165 239V238H164ZM171 239H173V238H171ZM194 239L196 240L197 239V236H195L194 237ZM208 239V238H207ZM207 239H206V242H208L207 241ZM245 239H246V236H245ZM248 239V238H247ZM250 240H251V238H249ZM30 240V239H29ZM138 240H140V239H138ZM153 240V239H152ZM198 240H200V241H198V242H200V243H197V249L195 250V252H196V255L198 254H202V251H203V253H204V251L206 252V249H205V247H203L202 245L200 246V244L201 243H205L206 244V242H204L205 240H203V242H202V240L201 239H198ZM209 240V239H208ZM43 241V240H42ZM133 242L135 241V240H132ZM132 241H131V243H132ZM151 241V240H150ZM178 241V240H177ZM176 241V243H175V245H174V247H172V252H171V255H175V250L176 249H178L179 247H178V245L182 242V239L181 240H179L178 242ZM1 242V241H0ZM9 242V241H8ZM28 242V241H27ZM37 242V241H36ZM39 242V241H38ZM81 242V241H80ZM123 242V241H122ZM125 242V241H124ZM143 242V241H142ZM147 242H148V240H147ZM146 242V246H147V243ZM184 242V241H183ZM192 241H190V243H191ZM195 242V241H194ZM210 242V241H209ZM4 243V242H3ZM128 243V242H127ZM145 243V242H144ZM143 243V244H144ZM164 243V245L165 244H167V241H164V242H162L161 244H163ZM188 243V245H189V242H187ZM193 243V242H192ZM256 243V242H255ZM1 244V243H0ZM10 244V243H9ZM26 244V243H25ZM44 244V243H43ZM78 244H80V243H78ZM96 244V243H95ZM113 244V243H112ZM119 244V243H118ZM121 244V243H120ZM126 244V243H125ZM142 244V245H143ZM150 244H151V242H150ZM168 244H169V242H168ZM204 244V245H205ZM4 245V244H3ZM104 245V244H103ZM114 245V244H113ZM117 245V244H116ZM115 245V246H116ZM132 245V244H131ZM130 245V246H131ZM153 245V244H152ZM163 245V246H164ZM184 245H187V244H184ZM191 245V244H190ZM233 245V244H232ZM255 245V244H254ZM5 246V245H4ZM37 246V245H36ZM39 246V245H38ZM37 246V247H38ZM126 246V245H125ZM149 246V245H148ZM160 246V245H159ZM158 246V247H159ZM193 246V245H192ZM220 246V245H219ZM45 247V246H44ZM152 247V246H151ZM155 247V246H154ZM154 247H152V249H155ZM157 247V248H158ZM178 247V248H177ZM195 247V246H194ZM193 247V248H194ZM200 247H202L201 248V250L199 251L198 249H200ZM207 247V246H206ZM233 247V246H232ZM255 247H257L256 245H255ZM16 248V247H15ZM122 248V247H121ZM142 248V247H141ZM156 248V249H157ZM166 247H159V250H160V254L161 255H164V253H166L167 252V250L165 249ZM188 248V247H187ZM186 248V249H187ZM253 248V247H252ZM50 249H52L51 247H50ZM110 249V248H109ZM130 249V248H129ZM149 249V247L147 248V249H145V250H148ZM184 249V248H183ZM210 249V248H209ZM220 249V248H219ZM218 249V247H217V249L215 250V251H217V250H219ZM223 249V248H222ZM224 249H225V247H224ZM238 249V248H237ZM236 249V250H237ZM11 250V249H10ZM13 250V249H12ZM29 250V249H28ZM39 250V249H38ZM121 250V249H120ZM132 250V249H131ZM141 250H143V249H141ZM151 250V249H150ZM158 250V249H157ZM191 250H192V248H191ZM227 250H228V248H227ZM43 251V250H42ZM47 251V250H46ZM124 251V250H123ZM126 251V250H125ZM149 251V250H148ZM156 251V250H155ZM180 251H182V250H180ZM209 251H211V250H209ZM209 251L208 252H206V253H209ZM231 251V250H230ZM26 252V251H25ZM28 252V251H27ZM76 252V251H75ZM119 252V251H118ZM117 252V253H118ZM128 252V251H127ZM139 252V251H138ZM147 252V251H146ZM150 252V251H149ZM151 252H153V251H151ZM183 252V251H182ZM256 252V251H255ZM259 252V251H258ZM4 253V252H3ZM2 253V254H3ZM6 253V252H5ZM45 253V252H44ZM108 253H110L109 255H106L107 257L109 256V258H111L110 256L111 255H113L112 253V251L111 252H108ZM141 253V252H140ZM157 253V252H156ZM184 253V252H183ZM193 253H194V251H193ZM1 254V253H0ZM1 254V255H2ZM27 254V253H26ZM115 254V253H114ZM119 254V253H118ZM130 254V253H129ZM142 254H144L145 255V252H143ZM149 254V253H148ZM177 254H179V253H177ZM176 254V255H177ZM225 254V256L223 257V255ZM235 254H238V253H235ZM254 254V253H253ZM28 255V254H27ZM56 255V254H55ZM143 255V256H144ZM159 255V254H158ZM168 255V254H167ZM189 255V254H188ZM194 255V254H193ZM193 255H192V257H193ZM228 252H226V253H224L221 249L219 250V251H217V258L220 260V261H222L223 263H224V261L227 259V257H228ZM239 255V254H238ZM7 256H9V255H7ZM6 256V257H7ZM19 256V255H18ZM17 256V257H18ZM21 256V255H20ZM33 256V255H32ZM141 256V255H140ZM153 256V255H152ZM157 256V255H156ZM170 256V255H169ZM181 256H183V255H181ZM191 256V255H190ZM189 256V257H190ZM200 256V255H199ZM237 256V255H236ZM2 257V256H1ZM29 257V256H28ZM96 257V256H95ZM116 257V256H115ZM118 257V256H117ZM139 257V256H138ZM159 257V256H158ZM161 257V256H160ZM159 257V259H163L162 257L160 258ZM174 257V256H173ZM179 257V256H178ZM177 257V258H178ZM209 256H207V258H208ZM13 258V257H12ZM11 258V259H12ZM26 258V257H25ZM38 258H40V257H38ZM54 258V257H53ZM94 258V257H93ZM106 258V257H105ZM125 258V257H124ZM123 258V259H124ZM130 258V257H129ZM137 258V257H136ZM146 258V257H145ZM144 258V259H145ZM151 258V257H150ZM3 259H5V258H3ZM22 259H24V258H22ZM44 259V258H43ZM42 259V260H43ZM48 259V258H47ZM59 259V258H58ZM84 259V258H83ZM138 259V258H137ZM154 259H155V257H154ZM180 259V258H179ZM239 259V258H238ZM147 259H145V261H146ZM151 260V259H150ZM157 260V259H156ZM164 260V259H163ZM216 260V257H215V259H214V261ZM235 260V259H234ZM10 261V260H9ZM13 261V260H12ZM34 261V260H33ZM57 261H59V260H57ZM71 261V260H70ZM85 261H88V260H85ZM104 261V260H103ZM114 261V260H113ZM128 261V260H127ZM148 261H149V259H148ZM155 261V260H154ZM162 261V260H161ZM178 261V260H177ZM257 261V260H256ZM29 262V261H28ZM35 262H38V261H36L35 260ZM91 262V261H90ZM136 262V261H135ZM153 262V261H152ZM159 263H160V261H158ZM168 262H170V259L168 260ZM218 262V261H217ZM128 263V262H127ZM139 263H141V261L139 262ZM138 263V264H139ZM147 263V262H146ZM156 263V262H155ZM171 263V262H170ZM181 263V262H180ZM216 263V262H215ZM221 263V262H220ZM2 264V263H1ZM10 264V263H9ZM18 264H20V263H18ZM39 264H40V262H39ZM123 264V263H122ZM137 264V263H136ZM143 264H145V262L143 263ZM153 264H154V262H153ZM158 264V263H157ZM161 264H162V262H161ZM165 264V263H164ZM167 264V263H166ZM169 264V263H168ZM214 264V263H213ZM219 264V263H218Z\"/></svg>", "mask_w": 264, "mask_h": 264}]
</instances>
